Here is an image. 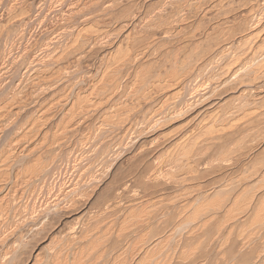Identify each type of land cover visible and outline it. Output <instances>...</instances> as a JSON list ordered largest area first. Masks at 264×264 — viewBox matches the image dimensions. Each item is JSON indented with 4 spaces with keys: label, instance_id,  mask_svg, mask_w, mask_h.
<instances>
[{
    "label": "bare ground",
    "instance_id": "6f19581e",
    "mask_svg": "<svg viewBox=\"0 0 264 264\" xmlns=\"http://www.w3.org/2000/svg\"><path fill=\"white\" fill-rule=\"evenodd\" d=\"M25 1H28V0H25ZM68 1L73 2V3H70L71 8H69V10H68L69 15L67 13L68 17L66 19H67V21H69L68 19H70V20L76 19V18L79 19L80 20V21L78 20L80 23L79 27L78 28L73 27L77 20L76 21L71 20V21L75 22L73 26H72L73 22L67 23V22H65L66 20H64L65 24L63 22V25L60 27L61 28L60 34L65 38V40H64L65 42L62 40L61 42H63V43H60L61 37H60V39H58L59 41H57V42L53 41V39H52V44L54 42V44H53L54 46L52 47L50 45L52 48H48L49 46L47 47V45H49V44L47 43V45H46L47 50L45 52L47 58L44 57V59L46 58L44 60V62H41L43 59L41 60L40 57L38 59V60H41L40 62L39 61L35 62V60L34 61L31 60L29 62V66L31 65L32 69H34L36 72H39L42 69H44V70L46 69V71L48 70L46 73L47 75H44L45 77L42 76L43 78H46V76L51 78L50 81H48V82L46 81V86L44 87V92L52 90L51 93L52 92H54V93H53V95H51L52 98L50 97V100L46 101L47 103L45 102L46 105H48L47 110L51 111V109H53V108L58 109L59 107H63V109H64L65 106L67 108V104L69 102L70 95H74L75 93L70 92V94H69L66 92V90H69L70 88L73 90V88L77 84V81H79L80 80L79 78L83 75V74L81 75V73L83 71L86 72L87 70H89L87 68V70L85 71V70H83V67H82L83 71H81L82 62L88 57L89 54L92 53V51L94 49L104 48L102 46L104 45L103 42L105 40H103L102 37H104L106 40H107V38L110 37V40H111V38H113V37H111L110 34L115 32L114 35H116V33H117V31H114L112 29L113 28L112 26H111L112 27L111 29L113 30V32L111 29H108V28L105 29L106 24H103V23L106 22V21H104L106 18H104V17L109 15V14L112 15V17H113L114 15L118 14V11L116 10L118 7L123 6V8H124L126 6L123 10L124 13L122 14V11L120 13V16L122 14L121 18H119L118 22H116L117 26L120 29L124 28L126 30V32L124 33L125 35L123 33H121L124 35L123 36L124 38L123 37H121V38L124 39L123 43H125L124 48L126 51L120 56L116 54L118 57L115 58L114 60L111 57V59L113 60V61H111L112 62L111 65H108V67L106 66V68L104 70H102L101 75H100L101 76L100 79L97 81V78H96V82L94 80L95 84H93L92 86H95L97 88H99V87L102 88L104 86L102 84L103 82H105V84H106L107 80H109L113 77H114V79H115V77L117 78V76H118L117 74H121L120 78H121V76L123 78V76L124 77L133 76V72H135L134 76H137L136 79L139 78L142 81L143 74L145 73L144 71L147 69L146 68L143 71L144 62L150 61L152 59L154 60V58H156L155 60L157 62H160L161 59L163 60V57L161 59H159V58L157 59V54L159 53L158 50L161 47V45L163 46V44L167 43L168 41H171V43H172V41H177L176 42L177 44H181V45H179L181 47L180 50H182L181 53H183V51H184L185 52L184 54L186 56L185 58H187V59L186 60L181 59L182 60L181 62H179V59L178 60L175 59L172 66L170 65L171 69H169L170 68L169 66H168L169 68L167 67L168 71L166 70V72H168V73L163 74L164 76L170 77V81H168L169 85H167L165 82H163V84L165 83L164 84L165 86L164 85L162 86V84H160L161 87H164V89L165 88L167 89L169 87L173 91L172 92V98L174 100L172 99L173 101L171 102V98H170V101H169V102H171L170 105L169 104L165 105V104H163L165 102H162V105H165V106L169 105V106L163 111L160 109V111L158 113H157V110H154V108L150 109V112L152 110L156 111L157 115H155V114L154 115L157 117H152V118L149 117L148 118V117H146L147 116L146 115L145 116L146 118H144V119H147V118L148 119L145 121V125H143V126L141 125L142 127L139 126L140 128H137V127H135V128H137L136 133H138V135L136 137L140 138L147 132V130L149 128H151V129L157 128V126H158V128H160V127L165 128L166 125L170 126V124L172 122H174L176 120V118L178 119L179 116H184L182 114L188 115L187 113H190V112H191V114L192 113L195 114L193 116V118H192V116L189 119H186L185 117L184 118L187 121H189L191 119H192L191 121H196V120H197V122L199 121L198 122V125H200L199 130H197L198 128H196L197 127L196 125H195L196 127L194 130L195 132H196V130L198 132L196 134H194L193 136L188 137L187 141L185 140V138H186V137H184L185 135L184 136L177 135L180 137L179 138L176 137L172 141L178 139L179 141H176V142H180L184 139L187 143L185 142L186 143L185 145H183L184 143L183 144L178 143L180 147L183 145L181 148H179L180 150L178 152L176 150L177 146H176V148L174 147L175 148L174 149L172 147L173 146L172 144H171V146H170V144H168L170 147V150H172L171 148H173V153H174V150L177 153H174L175 155L173 157H171L173 154L171 156H169L170 154L168 155L167 154L168 152H163V154L165 153V156L167 154L169 156L170 160L176 161V162L183 160L184 159L183 157L187 156L186 159H188V160L184 159V160H186V162L184 161V163H186V165L183 164L184 165L183 167H185V170L181 166L180 167L184 171L188 170L186 166L189 167V172L187 171L188 172L187 174L189 175V173H191V175H193L191 177V180L193 177L195 178V180H197V183L195 184L196 187L191 189V190H187L185 188L183 190L184 192H182V193H180V191H182V190H180L178 193V196L175 195V196L165 197L163 194V191L165 189L167 191V188L169 187L171 182L176 187H177V185L183 186V184H186L187 181L190 180L189 176L184 177L186 175H185V172L184 173L182 172L183 171L182 169H180V171H175V173L176 172H178V173L182 172L184 175L183 176L180 174L182 177H175V176H178L179 174L178 175H174V173L172 174V172H170L172 170H170V169H169L170 171L168 170L167 174L164 175L163 173L165 171V168L162 166L163 163L160 164L161 161H163V160H161V156H162L161 154L162 153L161 154L158 153V155H155L151 158L149 157L151 154H147V156L149 155L148 157L144 156L146 154V152L149 151L148 149L150 148L149 146L151 144L149 142L148 146L145 145L144 143H146V141L144 142L143 140H146V138L144 139L143 137L141 139L143 141L142 142L143 144H141V145L136 144L137 148L136 149L134 148L135 151H134V149H131V150L129 149L130 151L133 150L134 152H131L132 155L130 154L131 155L130 157H125V158H127L126 162L129 161V163H130L129 164L130 166L128 165V167H130V169H128L129 172L126 171L127 174L124 173L125 176H124V174H122L123 175L122 177L120 174L113 176L112 175L113 173H112L111 174L113 176V177L111 176L112 179L110 177L111 180L110 179H109V181L107 180V184L106 185L103 184L104 187H100V186H103V185H101V183L104 180L106 182L105 175H106L107 170L106 169L104 170L103 167H102L103 169H101V171H99V172L97 171L98 170L97 167H96V169H94L95 166L98 165L97 162H100V159L97 158V159H99V161L95 162V163H97L95 165V163L93 161L95 160V158L98 155L96 156V154H94L93 151L95 150V148H96L95 146H97V144H96V142L93 143L92 140H91V142L89 141L91 143L90 145L87 146V144H89V143H87L86 146L84 145L81 147H79V145H78L77 148L78 147L79 148L77 150L75 149L76 150L75 152H77L81 156L84 155V156H86L85 158L89 159L90 165H89V168L87 167V169H86V170H88V172L87 173L81 172L82 174L78 173L79 175L73 180L74 182L71 181L73 184L72 185L70 184V186L66 185L68 187H65L64 189L61 190L60 193H57V194L51 193V190H53V188L50 189L49 187L52 186L51 185L52 180L59 175V174L57 175L56 173L57 172L60 173L59 170H60V167L62 165H59V166L56 165L54 169L52 168L53 173L51 175H49L50 173H48V171L50 168L49 167L50 164L48 165V163H49L48 160L46 161V160H42V159L38 158L36 160L34 159L35 160L34 161L32 159L34 162L32 163V160H31V162L29 161L32 164L29 167L27 166V168L25 169L23 167L24 166L23 164H25V163L22 164L21 162H23V161L20 162V160H19L20 158H19L18 159L19 161L16 163H18V164L21 163L19 165V167L21 165H23L22 167L24 168L25 171H24V173H23L24 175L21 177V179H22V182H24V183L26 182L27 185L20 193L15 194L16 196L12 195L13 199L16 200V203H15L16 205H15V207H13V209L11 207V209L9 210L8 206H7L8 203L7 202L4 203V202L0 201V210H1V213H0L1 214V216H0V264H24V263H26L25 260L23 261L24 256L21 257L20 254L27 253V255H28L29 252L24 251L25 253L21 252L18 255L19 248L23 247V248H21V250L22 249L26 250L24 248V246L30 245L28 243H30L32 241H34V242L50 241L49 243L54 245L60 239L64 240V241L62 240L64 242V244L56 253H53L51 258L48 257L49 255H47L46 252H45L46 253L45 256L42 254L40 255L39 253L42 252L41 249H40V251L38 250L39 253L37 255L43 256L44 258L47 256L50 259L48 261L49 264H51V262H50L51 259H52V264H84L83 261H84L86 255L91 250L97 251V256H95L94 258H96V257L101 258L103 256L106 258V260L103 259L105 261L104 262L102 261L103 262L102 264H264V143H259L260 147L258 146V148L254 146L257 142L253 145V147L251 145V147H249L248 149L245 148L246 150H244V148L241 147V148H243V150L242 149L241 150L244 151L242 153H240L241 152V150L239 149L240 147L237 148L239 146V144H237L238 146L235 148L237 149V151H238V149L240 150V152H238L240 154L238 155L235 153L236 156L231 155V157L228 156L227 146L232 145V144L227 143L228 144L227 146L225 145V143L223 144V142H224L223 139L225 138V136H226V138L232 137V133L233 132L236 133V131H238V129L241 127V125H243L240 123V127H239V120L241 121V118L245 119V120L243 119V121L245 122V125H246L247 122H249L251 120L257 121L260 116H264V110L258 109L259 107L257 108L255 106L257 108V110L258 111L260 110L261 112L258 113L256 110H254V112H252V110L255 109V108H253V106L255 105V102L257 104L259 99L261 97H264L263 96L264 95L263 94L264 93V0H155L156 3L158 4V8L151 10L150 6H149L150 10L147 8L149 10V11H147V9L145 8L146 11H144V12L141 11V8L144 6L145 0H80V1L77 0V1H79V3L76 4V6H74V7H72V5H71V4H74V1H72V0L71 1L68 0ZM146 1H148V0H146ZM21 2H23V1H21ZM21 2H19V3L21 4ZM52 2H54V1H49V3H50L49 5H51V7H53L54 3H57V0L54 3H52ZM151 2L150 3L152 5V7H153V5L154 6L156 5L155 3H153V0ZM25 3L26 2H24V4ZM29 3H31V1ZM60 3H61V1H60ZM24 4H22V5H24ZM44 4L48 5V2L44 1ZM146 4H148V3H146ZM57 5H59V4H57ZM57 5H54V6L58 7ZM62 5L64 6L66 4H62ZM130 5L131 6L133 5L135 9L132 8ZM66 6H68V4ZM13 8H14V6H13ZM29 8H27V9H29ZM49 8H50V6H49ZM10 9H8V10L11 11L15 15H16L17 10H18L17 13H19V11H21V10H19L21 8H18V9L16 8L17 10L14 8L12 10V7H11ZM40 9L38 11H40ZM29 10H31V9H29ZM63 10H64V8H63ZM66 10H64V11H66ZM115 10L117 12H115ZM22 11H23V8H22ZM22 11H21V14H22ZM38 11H37V13H38ZM47 11H49V10H47ZM62 13H64V12H62ZM21 14H17V15H19L21 17V16H23V14L22 15ZM25 15H27V14H25ZM33 15L30 17L33 18ZM56 16H57V14H56ZM9 17L11 18V16H9ZM23 17H22V21L24 20L23 23L24 22H26V23L30 22V21L26 20L27 18H25V17L23 18ZM61 18H62V16H61ZM35 19H37V18H35ZM193 19H195V20H193ZM14 20H15V18L13 19V21ZM5 21L6 20H4V23H5ZM107 21H109V18ZM116 21H117V19H116ZM15 22H16V20H15ZM35 22H37V21H35ZM35 22H34V24L36 26ZM4 23L2 22V26L4 25ZM109 23L110 22H108V24ZM131 23H133V24L131 25ZM18 24L21 25L22 22L18 23ZM34 24H33V26H34ZM108 24H107V26H108ZM38 25H40V24H38V22H37V26ZM0 26H1V24H0ZM28 26H30V25H28ZM28 26H25V27H28ZM35 26H34V28H36ZM42 26H43V24H42ZM42 26H41V28H42ZM76 26H78V25H76ZM13 27H14V25H13ZM23 28L19 32L23 31ZM0 29H1L0 31L4 30L1 27H0ZM114 29H116V28H114ZM5 30H7V29H5ZM11 30H13V29H11ZM30 30H31V27H30ZM42 30L44 31V29H42ZM123 30H120V32H123ZM17 32H18V30H17ZM30 32H32V31H30ZM37 33H40V32H37ZM25 34H27V32ZM25 34H24V36H25ZM29 34H31V33H29ZM22 35H23V33H22ZM51 35H52V33H51ZM59 35H58V37H59ZM10 36H12V33H11V35L9 34V37ZM15 36H16V34H15ZM24 36H23V38H24ZM32 36H33V34H32ZM1 37H2V39H5V38H3V34ZM7 37H8V35H7ZM29 37L31 38L30 35H29ZM29 37H28V39H26L27 37H25L24 40L26 39L32 44L34 41L31 42L29 40ZM36 37L37 36L35 35V38ZM248 37L249 38L251 37L250 39H252V37H253V39H255V41L253 40V44L254 43L258 44L260 42L263 44L262 45L263 47L260 46L261 50L260 49L258 50V48H257V50H255L256 46H255V49L253 47V49L255 51H253L252 47H251L252 50L251 49L248 50V48L246 49V50H248V52L246 51L247 54L249 52L251 53L250 55L248 54L249 55L248 61L250 62L249 65L248 64H247V66L245 65L246 67L239 66L237 63H236V65H234L233 62H238V60L240 59L239 58L240 56L238 57V55H236V54H235L236 59L232 60L233 61L232 63H229L231 58H232V55L228 56V58L226 57V62L223 64H220V63L224 59L221 60V62H219L217 60L219 63H217V61L214 60V58L218 59V57L216 55L215 56L217 58L214 56L215 52H217L219 49L221 50V48H223V46H225V44H227L229 41H232V43L237 41V40H238L237 42L239 43V41H240L239 39H242L241 41H244L243 44H240L239 46H237V51L239 52V50L244 48L246 43L248 44L249 41L246 42L247 39L249 40ZM18 38H20V36ZM2 39H0V40H2ZM8 39H10V40H8L9 42L7 44L10 43L9 45L11 47L14 45L16 46V44L19 43L18 40H16L17 43L15 44V39L13 37H10ZM39 39H41V38H39ZM55 40H57V39H55ZM102 40H103V42H102ZM115 40L113 39V41H115ZM22 42H25V41L22 40ZM44 42H43V46H44ZM49 42L51 44V41H49ZM229 43H231V42H229ZM7 44H6V47H7ZM19 44L21 46V43H19ZM23 44H24L23 45V50H24L25 49L24 46L26 47V44L25 43H23ZM33 44H32V47H33ZM35 44H36V42H35ZM45 44H46V42H45ZM106 44H108V46H109V43H106ZM250 44H252V43L250 42ZM256 44H254V45H256ZM3 45H5V44H3ZM120 45L122 46L123 44H120ZM169 45L171 46V44H169ZM236 45H234V46L236 47ZM27 46L29 47V45H27ZM35 46H37V45H35ZM38 46H40V45H38ZM104 46L107 47L106 45H104ZM113 46L115 48V45H113ZM1 47H0V49H1ZM28 47H26V49ZM111 47H109L110 51H111V49L113 50V47L112 48ZM174 47H175V49H178L177 46L174 45ZM17 48H18V46H17ZM36 48L37 47H35L34 49H36ZM41 48H38L39 50L37 49L35 51L33 48L32 49L34 52H36V51L40 52ZM124 48H123V50H124ZM196 48L197 49L199 48V50H197ZM30 49H31V46L28 50H30ZM32 49H31V51H32ZM42 49H44V48H42ZM171 49H173V48L171 47ZM226 49H230V48H226ZM8 50L9 49H6L5 51H8ZM117 50H118V48H117ZM117 50L115 53H119V51H121V50H119V51H117ZM163 50H165V48ZM195 50H197V52ZM222 50H223L222 51L223 53H226V54L228 53V52H224L225 47ZM96 51L97 50H95L94 52H96ZM173 51H174V49H173ZM251 51H253V52H251ZM104 52L106 53V51H104ZM222 52H221V54H222ZM242 52H244V51H242ZM246 52H244V54ZM1 53H2V51L0 52V54ZM16 53H17V51H16ZM16 53H15V55H16ZM21 53L23 54L24 52L21 51ZM98 53L100 54V52H98ZM98 53H96V55ZM111 53H112V51H111ZM163 53H167V51H164ZM175 53H176V51H175ZM177 53H178V51H177ZM240 53H239V55H240ZM19 54H20V52H19ZM19 54H18V56H19ZM93 54H92V56H93ZM169 54L171 55V53H169ZM169 54H167V55H169ZM242 54H241V56H242ZM7 55H9V54H7ZM101 55L102 54H100V56ZM4 56L5 55H3L2 58ZM12 56H13V54H12ZM12 56H10V57H12ZM30 56H31V54H30ZM38 56H40V55H38ZM41 56L43 57V55H41ZM44 56H45V54H44ZM163 56L165 57V55H163ZM175 56H177V55H174V57ZM5 57H4V59H5ZM22 57L23 56H21V60H22ZM32 57H34V56H32ZM168 57L170 60L171 56H168ZM233 57H234V54H233ZM237 57L239 58L238 60H237ZM30 58H29V54H27V53L24 54V57H23L24 60H22L21 63H25V61L27 59L29 60ZM108 58L102 57L101 61L100 60L99 61L102 62L103 59L106 60ZM223 58H224V56H223ZM18 59H19V57H18ZM88 59L91 60L92 58L91 59L88 58ZM166 59L164 60L165 62L163 61V64L164 63L166 64ZM245 59H246V57H245ZM14 60H15V58H14ZM240 60H239V62H241ZM243 60H242V62H243ZM86 61H87V59H86ZM215 61H216V64L213 63ZM167 62H168V60H167ZM108 63H110V61ZM243 63H245V62H243ZM13 64H15V62ZM149 64H150V62H149ZM155 64H152L151 67H154L153 65H155L156 68H158L157 63H155ZM163 64H160V65H163ZM210 64H212V65L215 64V65L212 68L211 67L212 65L209 67ZM231 64H233V67L235 66V68H231ZM88 65H89L88 67H90V64H88ZM99 65H100V67H99ZM99 65L95 69L97 71V72L95 71L96 75H98V72L102 68L101 64H99ZM147 65H148V63H147ZM237 65L239 68L238 67L236 68ZM47 66H50V67L46 68ZM166 66H167V64H166ZM25 67H24V69H25ZM104 67H105V63H104ZM204 67L205 68L209 67L211 69L208 68L209 70L206 71ZM26 70H27V68L25 69V71ZM152 70L159 71L157 69H152ZM162 70H164V67ZM148 71L152 72L151 70H148ZM150 72H148V73H150ZM160 72H163V71H160ZM153 73H156V72H153ZM10 74H11V71H10ZM27 74H25V75L27 76ZM29 74H30V72H29ZM32 74H30V75L32 76ZM87 74H89V73L87 72ZM94 74H90V75H94ZM145 74H147V72ZM166 74H168V75H166ZM156 75H157L156 79H158L159 78L158 75L160 76V74H156ZM39 76H41V75H39ZM154 76L152 75V77H149V78H153ZM164 76H163V78H164ZM42 77H40V78L42 79ZM87 77H89V76H87ZM33 78H35L34 75H33ZM36 78H38V76H36ZM120 78H117V80H119ZM146 78H148V77L143 78V81H145L144 79H146ZM46 79H48V78H46ZM84 79L85 78H83V80ZM85 80H84V82H86ZM87 80H88V78H87ZM89 80H91V79H89ZM140 80H138V81H140ZM153 80H155V79H153ZM153 80H152V83L154 84V82H156V81H153ZM31 81H32V83L34 82V80H31ZM43 81H45V80H43ZM132 81L136 83V80L135 81L131 80V82ZM160 81H158V82H160ZM40 82H42V81H40ZM147 82L148 81H145V83H147ZM29 83L27 84L28 86H29ZM32 83H30V84H32ZM89 83H91V81ZM110 83H112L111 80H110ZM33 84H36V82ZM137 84H139V83L137 82ZM57 85H61L60 89L57 88L58 90L55 89V87ZM85 85H88V83ZM127 85H128V83H127ZM130 85H132V83ZM150 85L151 84H149V86ZM166 85L168 87H166ZM0 86H2V85H0ZM40 86H41V84H40ZM40 86H38V88ZM92 86H91V88H92ZM145 86H144V88H145ZM105 87H106V85H105ZM105 87H104V89H105ZM114 87H115V85H113L112 88H114ZM42 88H43V86H42ZM81 88H80V90H81ZM134 88H135V86H134ZM154 88L156 89V87H154ZM160 88H157V89L159 90ZM131 89H132V87H131ZM26 90H27V88H26ZM109 90H110V87H109ZM114 90H117V89H114ZM114 90H113V92H114ZM132 90H135V89H132ZM136 90L140 91L139 89H136ZM2 91H4V90H2ZM100 91H102V90L100 89ZM111 91H110V93H111ZM152 91H154V90H152ZM235 91L238 92L239 94L236 93ZM18 92H20V91H18ZM36 92L38 93V91H36ZM229 92H234V93L238 94V96L243 97L244 100L238 104L236 102L233 103L230 109L226 108V105H225V108H222L223 107L222 104L227 103L226 99L228 101L227 105H229L231 102V101L229 102V100H228V98L232 96L231 94H230V96H228V98H225V100L222 99L223 97L221 98L222 95L225 96V94L226 93L229 94ZM21 93L24 94L27 92L24 91V93L23 92H21ZM34 93L32 90L33 95H34ZM37 93H35V94H37ZM39 93L41 95V92H39ZM88 93H90V91ZM98 93H100L98 98L102 99L105 97V95L101 94V92H98ZM125 93H126V91H125ZM142 93H144V92L142 91ZM150 93H151V90H150ZM19 94L20 93H18V95ZM120 94H122V92ZM151 94H153V92ZM151 94L149 96H152ZM13 95H15V94H13ZM106 95H107V93H106ZM89 97L91 98V96H89ZM131 97L128 99L130 100L133 98V97L132 98ZM141 97H139V98H141ZM154 97H156L155 94H154ZM9 98H11V97H9ZM124 98H126V97H124ZM146 98H147V96L145 97V99ZM235 98H237V95ZM8 99L5 101H8ZM91 99L94 100L93 97ZM91 99H88V98L83 97V96L81 98V97H79V94H78V98L74 99L76 101L73 100L74 102L72 101V103L68 104L67 111H66V113H64V116L62 117V119L60 117L61 121H59L60 124L58 123V125H61V128L59 126L60 129H57L56 126H58V125H56L57 123L55 124L56 130H59V131L63 130L62 128L64 127V125L65 124L67 125V123L70 122V120H71V119L69 120V118H71L70 116H72L74 114L77 115L76 112L81 105L86 106L87 108H90V106H92L93 102H94V101L92 102ZM263 99L264 98H262L261 100L263 101ZM154 100L155 99H153V102H154ZM159 100H160V98H159ZM5 101H3V102H5ZM99 101L105 103V101H101V100H99ZM99 101L97 100L98 104H100ZM222 101H224V102H222ZM234 101H237V100L234 99ZM240 101H241V99H240ZM262 101H259L261 103V105H262ZM116 103H117V101H116ZM128 103H127V105H128ZM96 104L97 103H94V106H93L94 109H96V107H95ZM110 104H111V102H110ZM125 104H126V102H125ZM19 105H20V102H19ZM100 105H98L97 108H99ZM119 105H117V106H119ZM129 105H132V104H129ZM2 106H3V104H2ZM21 106H19V108H21ZM114 106H116V105H114ZM135 106L138 107V105H135ZM135 106H133V108ZM140 106H143V104L142 105L139 104V107ZM263 106L264 105H262L261 107L263 108ZM86 107H84V108H86ZM122 107H123L122 109H124L125 106L123 105ZM150 107H152V106L150 105ZM126 108H128V107H126ZM44 109H46V108L44 107ZM108 109H109V107H108ZM112 109H114V107ZM116 109H118L120 111L121 107H120V109H119V107ZM129 109H131V108L129 107ZM147 109H149V108H147ZM82 110H84V109H82ZM90 110L88 109L89 114L93 109L91 111ZM109 110L111 111V109H109ZM115 110H113L112 112L114 113ZM133 110H131V111L136 113L137 109L135 108ZM61 111H64V110H61ZM119 111H117L116 114H118ZM123 111H120V112L123 113ZM82 112H84V111H82ZM98 112L100 113L103 111L98 110ZM104 112H105V109H104ZM125 112H130V111H124V113ZM16 113H17V111H16ZM110 113H108L110 115V118L107 116H105L103 118V115L101 114L102 118H103L102 121L107 117L106 120L108 122H110V125H112L111 122L115 123V125H117L118 124V123L116 124L117 121L113 122L114 120L112 119V115ZM139 113H140V111H139ZM139 113L138 114L136 113V114L140 115ZM62 114L63 113L61 112L60 115H62ZM89 114H88V116H89ZM120 114H119V118H120ZM126 114H131V113H125V115ZM136 114L133 115V113H132V115H130V116L135 117ZM39 115H40V113H39ZM52 115H48L49 118ZM99 115H98V117H99ZM257 115H258V117H257ZM2 116L3 115H1V117ZM48 116L46 115L45 118ZM123 116H124V114L122 115V117ZM141 116H144V115L142 114ZM33 117H34V115H33ZM37 117H39V116H37ZM76 117H78V116H76ZM80 117H81V115H80ZM90 117L92 119V115ZM90 117L89 118L86 117V118L90 119ZM98 117H97V120H98ZM137 117L139 118L140 116H137ZM255 117H256V120H255ZM45 118L43 116L44 120H45ZM53 118H55V117H53ZM93 118H96V117L94 116ZM117 118H118V116H117ZM125 118H126V116H125ZM127 118H128V116H127ZM140 118H142V117H140ZM180 118L182 119V117H180ZM40 119L42 120V118H40ZM73 119H76V118H73ZM77 119L75 121H78ZM144 119H143V121H144ZM34 120H36V119H34ZM122 120H123V118H122ZM171 120H172V122H171ZM263 120H261V121H263ZM38 121H40V120H38ZM102 121L100 120V122H102ZM124 121L126 122V119ZM128 121H130V120H128ZM143 121H139V122L144 124ZM258 121H260V120H258ZM258 121H257V124H258ZM42 122H44V121H42ZM92 122H93V120H92ZM118 122H120V121H118ZM130 122L133 123V121H130ZM135 122H137V120ZM164 122H165V124H164L165 126H163V125L161 126V124ZM169 122H171V123L166 124ZM201 122H204V123L200 124ZM40 123H41V121H40ZM87 123H86V126L87 125L92 126L91 125L92 123L91 124H90V122H89V124H87ZM120 123H122V122H120ZM29 124L31 125V123H29ZM32 124H34V122H32ZM251 124L253 125L252 122H251ZM38 125H39V122H38ZM49 125H50V123H49ZM70 125H73V123H71ZM82 125L84 127L85 123ZM103 125H105V124H103ZM127 125H126L127 129H128V126H129V129H131L133 127V126L130 127L131 124L128 126ZM249 125L247 124V126H249ZM31 126H30V128L33 127V126L32 127ZM40 126H41V124H40ZM78 126H80V125H78ZM90 126H89V129H90ZM94 126H96V125H94ZM97 126H100L99 123ZM123 126L124 125H122V127ZM173 126H171V128ZM177 126H178V123H177ZM247 126H245V127L248 128ZM83 127H81V128L83 129ZM102 127H105V126H102ZM258 127H260V126H258ZM262 127L264 128V125ZM64 128H66V126ZM70 128H71V126H70ZM87 128H88V126H87ZM116 128H117V126H116ZM123 128H125V127H123ZM163 128H162V130H163ZM180 128H183V127H180ZM187 128H191V127L189 126ZM263 128L260 127V129H263ZM77 129H79V127ZM107 129L110 130L111 128H107ZM170 129L167 130L165 128V130H167L168 133H173L174 131L179 132L178 130H175L174 128H172V130H171L173 132H170ZM185 129H186V127L184 128V130ZM227 129L229 130L231 135H230V133L228 134ZM255 129H256V127H255ZM19 130L20 129H18V132H19ZM23 130H25V128ZM56 130H54V132ZM104 130L106 131V129H104ZM112 130H114V128ZM133 130L136 131V129H133ZM65 131L67 132L68 130H65ZM72 131H73V129H72ZM80 131H81V129H80ZM122 131H124V130H122ZM130 131L131 130H129V132ZM148 131H150V129ZM167 131H162L165 136L167 135ZM214 131H218V132L213 133ZM225 131H226V133H225ZM255 131H257V130H255ZM24 132L25 131H23L22 133H24ZM29 132L30 131H27L28 135H29ZM54 132H53V134H54ZM56 132H58V131H56ZM82 132H84V131H82ZM93 132H95V131H93ZM125 132H127V131H124V133ZM159 132L160 131H158V133ZM177 132H174L173 135L176 136ZM254 132L251 134L252 136L254 135ZM70 133L68 132V136L70 135ZM76 133H74V134H76ZM99 133H100V131H99ZM102 133H104V132H102ZM113 133H116V132L114 131ZM120 133L122 134V132H120ZM132 133L133 132H131V134ZM136 133L134 132V134H136ZM244 133L246 136L247 135L246 132H244ZM262 133L264 134V132H262ZM16 134L17 133H15V136H16ZM45 134H46V132H45ZM65 134H67V133H65L63 131L62 136H65ZM71 134H73V133H71ZM105 134H107V133H105ZM105 134H102V135H105ZM127 134H128V132H127ZM148 134L149 133L147 132V135ZM181 134H184L183 131ZM32 135L33 134L31 132L30 136H32ZM102 135L100 137H102ZM110 135L111 134H108V137ZM117 135H120V134H117ZM159 135H160V137L158 136L155 138L153 135V139L151 141L153 142L156 139H160V138L163 140L160 133H159ZM168 135H171V134H168ZM173 135H172V137L174 138ZM43 136H45V135H43ZM68 136H67V138H68ZM72 136H71V138H72ZM74 136L76 137V135H74ZM79 136H82V135H79ZM125 136H126V134H125ZM235 136H237V134ZM261 136H262V134H259L258 136H256V138H253L252 140L254 141V139L256 140L258 137H261ZM19 137H23V135H21ZM54 137L56 139H58L59 137H61V135L59 136V134H58V136H57V134H55ZM114 137H116V136L114 135ZM114 137H112V138L114 139ZM166 137H164V139ZM55 138H53V135H52V140L54 139L55 141H57ZM77 138H75V140ZM86 138H88V137L86 136ZM94 138H96L95 135H94ZM104 138L106 140V137H104ZM148 138H150V137H148ZM200 138H201L202 143H204V145L215 144L214 145L215 148L217 147L216 144H223L225 146H223L222 150H219L218 153L216 151L215 153L212 154L213 147H214L213 146L210 149H212L211 154L214 156L212 158H210L209 156H211V155H209L208 156L209 159H207V160L202 159L201 160V159H199V157H200L199 155L201 152H203L204 148L200 149V150H192L191 149V146L193 144L195 145L194 142ZM245 138L247 141L248 140L247 137H245ZM249 138H251V137H249ZM263 138H264V136H263ZM17 139H18V137H17ZM60 139H62V138H60ZM69 139H70V137H69ZM130 139H131V137H130ZM68 140H67V142H69ZM87 140H89V139H87ZM94 140L95 139H93V141ZM123 140H124L123 137H121L118 139L117 142H115V141L114 142L117 143V145H118V144H121ZM132 140L135 141L134 138H132ZM167 140H170V137H169V139L167 138ZM240 140H241V138L237 139V141H235V142H238ZM262 140H260V141H262ZM59 141H61V140H59ZM65 141H64V143H65ZM79 141H81V140H79ZM79 141H77L76 144ZM85 141H86V139H85ZM125 141H128V140H125ZM172 141L170 143H172ZM225 141H227V140H225ZM228 141H229V139H228ZM257 141L259 142V140H257ZM73 142H74V140H73ZM129 142L131 143L132 141L129 140L128 142H125V143H129ZM135 142H134V144H135ZM176 142H174V143H176ZM200 142H199V144H202ZM61 143H63V142L61 141ZM197 143L198 142H196V144ZM241 143H243L242 140H241L240 144ZM250 143H251V140H250ZM74 144H75V142H74ZM161 144H164V146H165L166 142L165 143L163 142ZM180 144H182V145H180ZM199 144H198V146H200ZM234 144L235 143L233 142V145ZM98 145H99V143H98ZM112 145H114V143ZM112 145L110 142V144L108 143V144H105L104 147H101L103 149L102 153H101L102 157H100V156L99 157L102 159L104 166L105 165L109 166V164L112 163L114 158L117 156L118 152L113 151L114 148L112 147ZM61 146H62V144H61ZM61 146H59V147H61ZM125 146L127 147L126 144H125ZM20 147H22V146H20ZM23 147H25V146H23ZM134 147H135V145H134ZM161 147H162V145H161ZM28 148H30V147H28ZM69 148L70 149H68L67 151L65 150L64 153L62 151V155L59 153L62 157L61 162H65V161L69 162L70 161V157H72L71 155L73 154L72 152L74 151V148H76V147L73 148V146H72V148L71 147H69ZM120 148H121V146H120ZM129 148H130V146H129ZM151 148H150V150H151ZM168 148L166 146V151H169ZM117 149H119V148H117ZM155 149L157 150L156 147H155ZM233 149H234V146H233ZM61 150H63V148ZM208 150H209V148H208ZM52 151H54V154H55V150H52ZM26 152H27V150H26ZM58 152H60V151H58ZM115 152H116V154H114ZM209 152H210V150H209ZM229 152H231V151H229ZM10 153H12V152L10 151ZM17 153H19V152H17ZM231 153H229V154H231ZM152 154H153V152H152ZM25 155H27V154H25ZM50 155H52V154H50ZM119 155L121 156V153ZM159 155H161V156H159ZM13 156H14V154H13ZM16 156H17V154H16ZM37 156H40V155H37ZM125 156H127V154ZM165 156H164V158H165ZM168 156H166L167 157L166 159H168ZM195 156H199V157H195ZM3 157H2V159H4ZM74 157H77V156H74ZM79 157H78V160H76V161L81 160V159H79ZM6 158H8L7 155H6ZM9 158H8V160H9ZM41 158H42V156H41ZM56 158H58V157L55 156V159ZM15 159H14V161H15ZM21 159H22V157H21ZM74 159H73V161H74ZM117 159H119V158L117 157L116 161H117ZM134 159H136L135 162L133 161ZM10 161H13V160H10ZM84 161H86V160H84ZM242 161H248V162H252L254 164L251 165L250 167H247V169H246L245 168L246 166L243 167L244 164L242 163ZM55 162H57V161L55 160ZM61 162H59V163H61ZM121 162H123V159ZM121 162H119V163H121ZM126 162L124 161L123 164H126ZM165 162H168V161L166 160V161H164V163ZM176 162H175V164H178ZM240 162L243 164L242 165L243 170H241L242 171L241 175L235 176L234 174L236 172L235 171L236 169L231 170V168H234L238 164L240 165L241 164ZM77 163H79V162H77ZM170 163H169V165H170ZM69 164L70 163H68V165ZM79 164H77V165H79ZM112 164H114V163H112ZM123 164L121 165V167H123L121 169H124L126 166ZM118 165H120V164H117V166ZM160 165L164 169V171L162 170L163 173L160 172L161 171ZM4 166H6V165H4ZM7 166H8V164H7ZM51 166H52V164H51ZM85 166H87V165H85ZM85 166L83 167V169L85 168ZM165 166H166V168H168L167 167L168 165H165ZM178 166L179 165H177V168H179ZM22 167H20V169ZM98 167H99V165H98ZM112 167H113V165H112ZM64 168L66 169V165ZM114 168H117V167H114ZM118 168H120V166H118ZM67 169H68V167H67ZM72 169H73V165H72ZM125 169L127 170V168H125ZM173 169H174V166H173ZM240 169H242L241 166H240ZM117 170H120V169H117ZM177 170H179V169H177ZM229 170H230V172H229ZM71 171L72 170L70 168V172ZM73 171H75V170H73ZM73 171H72V173H73ZM109 171H107V172H109ZM120 171H122V170H120ZM123 171L125 172V170H123ZM223 171H226L228 173H226L224 175L220 174V173H223ZM233 171H235V172H233ZM237 171L240 172L239 169H237ZM84 172H86V171H84ZM113 172H117V171L113 170ZM8 173L10 174V170L8 171ZM8 173H7V171H4L2 173L0 171V190H2V188H5V186H6L5 184L8 180ZM231 173H232V175H230ZM17 174H16V176H17ZM61 174L65 175L63 173H61ZM108 174L109 173H107V175ZM107 175H106V177H107ZM165 176H167V177H165ZM61 178H63V176ZM57 179L55 178L54 181L56 180V182H57ZM67 179H68V177H67ZM191 180H190V182H191ZM195 180H192V182ZM19 181L20 180H18V181L16 180V182H14L12 185H10L11 187L8 184V186L10 187V190L12 189V191H13L15 189L16 184L19 185ZM56 182H55V186L56 185L58 186V183H56ZM64 182H66V181H64ZM174 185L171 186L173 190L176 189V187H173ZM184 186H187V185H184ZM49 189H50V191H49ZM59 189H58V192H59ZM169 189H170V187H169ZM55 190L56 191H54V192H57L56 188H55ZM176 192H177V190H176ZM16 193H17V190H16ZM165 195H168V194H166V192H165ZM42 197H43V199H45L46 203H44L41 200ZM8 199H9V197H8ZM13 199H12V203H13ZM39 199L44 203V206L38 212L37 211L34 212L35 203L37 201H40ZM38 203L40 204V202H37V204ZM12 206H13V204H12ZM39 207H41V206H39ZM117 211H122V212H119L120 214L121 213L123 214V212H125L124 216H122L123 218L121 219V221L119 219V224H118L117 229L115 231H113L107 227L103 231L99 232V234H97L95 237L90 239L89 243L86 244V241L88 242V239H85L86 240L85 241L84 238H86L87 236H90L91 231H94V229L98 227V225L101 223V221L102 222L104 221V223L108 222L109 217L111 218L112 215H114L115 213H118ZM119 215H116V216L114 215V216H115V218H117ZM111 219H109V221ZM113 220H114V218H113ZM114 221H116V220H114ZM104 223H101V225ZM101 225H99V227ZM115 225H116V222H115ZM2 226L7 227V229L4 228L6 230H4V229L1 230ZM92 226H93V228H92ZM95 230L98 231L97 229H95ZM94 234L95 233H93L92 236ZM82 239H83L84 243L86 244V246H83V247L80 246V248H78V249L77 248L73 249L72 245L74 243H77L78 245L77 244L76 245L79 247V245H80L79 242H81ZM62 241H60V243H62ZM84 243H81V244L84 245ZM45 245L41 244V246H43V247ZM55 246H56V244H55ZM30 247H31V245H30ZM34 247H35V245H34ZM48 247H51V246L48 245ZM74 247H75V245H74ZM32 249H33V246H32ZM42 249L44 251V248H42ZM45 249H47V248L45 247ZM49 251H50V249H49ZM93 252H92V254H93ZM42 253H44V252H42ZM27 255H25V259H26V257H28ZM91 257H92V255H91ZM36 258H37L36 261H38L40 259V257H36ZM97 258L94 260H98ZM29 259H30V255H29ZM42 261H45V260H42ZM92 261H93V258H92ZM46 262H47V260H46ZM46 262H44V263H46ZM37 263H39V262H37ZM85 263L87 264V262H85ZM95 263H93V264H95ZM98 263L100 264V261H98ZM98 263H96V264H98ZM46 264H48V263H46Z\"/></svg>",
    "mask_w": 264,
    "mask_h": 264
},
{
    "label": "rangeland",
    "instance_id": "374dc122",
    "mask_svg": "<svg viewBox=\"0 0 264 264\" xmlns=\"http://www.w3.org/2000/svg\"><path fill=\"white\" fill-rule=\"evenodd\" d=\"M21 1H23V2H21ZM31 1V3H29ZM40 0H28V1H25V0H0V22L2 21L3 23H4V20H6L5 21V23H4V27L2 26V22L0 23L1 24V28L2 29H4V30H2V31H0V39H2V34H3V38H5V39H2V40H0V47L3 45V44H5V45H3L2 47H1V49H0V52L2 51V53L0 54V56L2 55H5L4 57H5V59H4V57L2 58V56L0 57V85H2V86H0V104L2 103L3 104V106H2V104L0 105L1 107V109H0V171H1V173L2 172H4V171H7V173H8V171L10 170V174L8 173V180H7V182H6V186H5V188H2V190H0V201H2V202H4V203H8V209L10 210L11 209V207H12V209H13V207H15V203H16V200H14L13 199V196L12 195H14V196H16L15 194H18V193H20L25 187H26V185H27V183L25 182H22V179H21V177L24 175L23 173H24V168L26 169L27 168V166L29 167L36 159H42V160H48V165L50 164V168H49V171H48V173H50L49 175H51L52 173H53V169L55 168V166L56 165H62L61 167H60V170H59V172L60 173H56L58 176L57 177H55L56 179H57V182H56V180L54 181V179L52 180V186H50L49 188L50 189H52L53 188V190H51V193H60L61 192V190L62 189H64L65 187H68V186H70V184L72 185L73 183L72 182H74L73 180L79 175V174H82V173H87L88 172V170H86L87 169V167L89 168V165H90V161H89V159H87V158H85L86 156H81L80 154H78L77 152H75L79 147H81V146H86V144L87 143H89V144H87V146L88 145H90L91 143V140H92V142L93 143H95L96 142V144H97V146H95L96 148H95V150L93 151V153L94 154H96V158H95V160L93 161L94 163L95 162H97V161H99V159H100V162H97L98 163V165H99V167H98V165L97 166H95V168L94 169H96V167H97V171L99 172V171H101V169H103L104 168V170L106 169L107 171H109V172H107L106 171V175H107V173H109L108 175H107V177H106V175H105V179H106V182H105V180L101 183V185H103V184H107V180L109 181V179H110V177L113 175H121V177L123 176L122 174H124V173H126L127 174V172H129V170L128 169H130V167H128V165L130 164L129 163V161L128 162H126L127 161V158H125V157H130L131 155H132V153L131 152H134L135 151V149L137 148L136 146V144H143L142 142L144 141H146V143H144L145 145H149V142H150V144L152 145H150L149 147L151 148V150H150V148L148 149L149 151H147L146 152V154L144 155V156H146V157H148L147 156V154H151L149 157L151 158V157H153V156H155V155H158V153L159 154H161V155H159V156H161V160H163V161H161V163L160 164H162L163 163V167L165 168V171H164V169H163V167L161 166V173H163L162 172V170L164 171V175H166L167 174V171L170 169V170H172V171H170V172H172V174L174 173V175H178V176H175V177H182L181 175H183V173L185 172V175L186 176H184V177H187V176H189V179L191 180V177L193 176V175H191V173H189V175L187 174L188 172H189V167L188 166H186L187 167V171H184L185 170V167H183L184 165H186V163H184V161L186 162V160H188V159H186V157L187 156H185V157H183L184 159H186V160H184L183 158V160H181V161H172V160H170V158H169V156H171L172 154V156L171 157H173L175 154L174 153H177L180 149L179 148H181L183 145H185L187 142V140H188V137H191V136H193L194 134H196L198 131L197 130H199V127H200V125H198V122H197V120L196 121H191V120H189V121H187L186 119H189L191 116H192V118H193V116L195 115V114H191V112L190 113H187L188 115H186V114H182V115H184V116H179L178 117V119L176 118V120L174 121V122H172V120H171V122L173 123H171V122H169V123H166V124H170V126L169 125H164L165 124V122L164 123H162L161 124V126L163 125V126H165V128L167 129V130H169L170 128H171V126H173L172 128H174L175 130H178L179 132H177V131H174V132H177V134H176V136H174L173 135V131H171L172 130V128L170 129V132H173V133H168V131L167 130H165V128H163V130H162V128L160 127V128H158V126H157V128H149L150 129V131H148L147 130V132L149 133L148 135H147V132L142 136L144 139L146 138V140H141L142 139V137H140V138H137L136 136L138 135V133H136L137 132V128H140V127H142L143 125H145V121L149 118V117H157V116H155V115H157V113L160 111V109L163 111V110H165L170 104H171V102L174 100L173 98H172V90L167 86V85H169L168 84V81H170V77H167V76H164L163 74H165V73H168V72H166V70L168 71V68L169 69H171V66H172V64L174 63V61H175V59L176 60H178L179 59V62H181L182 60H186L187 58H185L186 56H185V52L183 51V53H181L182 52V50H180L181 49V47L179 46V45H181V44H177L176 42L177 41H172V43H171V41H168L167 43H162L163 44V46L161 45V49L159 48V50H158V54H157V59L159 58V59H161L162 57H163V60L161 61L160 60V62H157L155 59L156 58H154V60L152 61V60H150V61H145L144 62V64H143V66L145 67H143V71L146 73L147 72V74H143V78H145V77H148V78H146V79H144L145 81H148L147 83H145V81H143V78H142V81L139 79V78H137L136 79V77L137 76H134V73L135 72H133V76H131V77H124L123 76V78H122V76H121V78H120V75L121 74H117L116 76H117V78H120L119 80H117V78L115 77V79H114V77L113 78H111V79H109V80H107L106 82V84H105V82H103L102 84L104 85L102 88L101 87H99V88H97V87H95V86H92L93 84H95V82H96V78H97V81L100 79V75H101V72H102V70H104L105 68H106V66L108 67V65H111V61H113L115 58H117L118 56L117 55H122L126 50H125V46H124V44L125 43H123V40L124 39H122L121 37H123L125 34V32H126V30L124 29V28H122V29H120L118 26H117V23L116 22H118V19L119 18H121V16H122V14L124 13V8L126 7L125 5V7L123 8V6H121V7H118L116 10L118 11V14L117 15H114L113 17H112V15H107V16H105L104 18H106L107 20H108V18H109V21H107L106 19L104 20V21H106V22H104L103 24H106L105 25V29L106 28H108V29H111L112 27V29L114 30V31H117V33H116V35H114L115 34V32L114 33H112V34H110L111 35V37H113V38H111V40H110V37L109 38H107V40L104 38V37H102V39L103 40H105L104 42H103V40H102V42H103V44L104 45H106L108 48L109 47H113V50L111 49V51H112V53H111V51H110V48L108 49L107 47H105L104 45L102 46V47H104V48H100V49H98V48H96V49H94L93 51H92V53L91 54H89L88 55V57L86 58L87 59V61H86V59L82 62V66H81V71H83V70H87V68L90 70H87L86 72H82L81 73V77L79 78L80 80L79 81H77V84H76V86L73 88V90L70 88L69 90H66V92L67 93H69L70 94V92H73V93H75L74 95H70V99H69V102H68V104H70V103H72V101L74 100V99H76V98H78V94H79V97H81L82 98V96L83 97H86V98H88V99H91L92 97H93V99L94 100H92V102H93V105L92 106H90V108H87L86 106H80L79 108H78V110H77V112H76V114L77 115H72V116H70L71 118H69V120H70V122H68L67 123V125L65 124L64 125V127L66 126V128H62L63 130H56V128L57 129H60L61 128V125H58V123L60 124V122L59 121H61V119H62V117L64 116V113H66V111H67V108H68V104H67V108H66V106L64 107V109H63V107H59L58 109L57 108H53V109H51V111H49V110H47L48 109V105H46V101H48V100H50V97L52 98V96L51 95H53V93L54 92H52L51 93V91L52 90H49V91H45L44 92V87L46 86V81L48 82V81H50L51 80V78L50 77H47L46 76V78H48V79H46V78H43V77H45L44 75H47L46 73H47V71H46V69L44 70V69H42L41 71H39V72H36L34 69H32V67H31V65L29 66V62L32 60V61H34L35 60V62H40L42 59V61L41 62H44V60L47 58L46 57V50H47V47L48 48H52L54 45V42H53V44H52V39H53V41H55V42H57V41H59L58 39H60V37H61V39H60V43H63V42H61L62 40L64 41L65 40V38L60 34V27L63 25V22H64V20H66L65 22H73V21H76V23L75 22H73L72 23V26L74 25V23H75V25L73 26L74 28H78L79 27V25H80V23H79V19H71V20H73V21H71L70 19H68L69 21H67V17H68V15H69V12H68V10H69V8H71V6H70V3H73V2H69L68 0H60L61 1V3H60V1L59 0H57V3H54L56 0H41L40 2H39ZM44 1H47L48 2V5L47 4H44ZM49 1H54V2H52V3H54L53 4V7H51V5H49L50 3H49ZM63 1V2H62ZM71 1V0H70ZM72 1H74V4H71L72 5V7H74V6H76V4H78L79 3V1H75V0H72ZM149 1V2H148ZM148 1H146L145 0V3H144V8L142 7L141 8V11L142 12H144V11H146L145 10V8L147 9H149V6H150V9L152 10H154V9H157L158 8V4L156 3V1L155 0H153V3H155L156 5V7L153 5V7H152V5H151V1L150 0H148ZM155 1V2H154ZM19 2H21V4L19 5L18 3ZM24 2H26L25 4H24ZM151 2V3H150ZM12 3V4H11ZM15 3V4H14ZM146 3H148V4H146ZM150 3V4H149ZM22 4H24V5H22ZM57 4H59V5H57ZM62 4H68V6H66V5H62ZM14 6V8L16 9H18V8H21V9H19V10H21L22 11V8H23V11H22V14H23V16L25 17V18H27L26 20H28V21H30V22H24L23 23V21H22V17L23 16H19V15H17V14H21V11H19V13H17L18 12V10H17V12H16V15L15 14H13L11 11H9L8 9H10L11 7H12V10L14 9L13 8V6ZM22 5V6H21ZM35 5V6H34ZM44 5V6H43ZM54 5H57L58 7H56V6H54ZM18 6V7H17ZM24 6V7H23ZM31 6V7H30ZM45 8H43V7ZM49 6H50V8H49ZM131 6V5H130ZM146 6V7H145ZM26 7V8H25ZM30 7V8H29ZM67 7V8H66ZM132 8H134V6L132 5L131 6ZM152 7V8H151ZM25 8V9H24ZM27 8H29V9H31V10H29V9H27ZM41 8V9H40ZM63 8H64V10H66V11H64L63 10ZM40 9V11H38ZM135 9V8H134ZM147 9V11H149ZM11 10V9H10ZM47 10H49V11H47ZM57 10V11H56ZM115 10V12H117ZM28 13H27V12ZM37 11H38V13H37ZM45 11V12H44ZM121 11H122V14H121V16H120V13H121ZM8 12V13H7ZM13 14H11V13ZM25 14H27V15H25ZM34 12V13H33ZM44 12V13H43ZM53 14H52V13ZM57 14V16H56V14ZM62 12H66L65 14L64 13H62ZM10 13V14H9ZM62 13V14H61ZM67 13H68V15H67ZM3 14V15H2ZM21 14V15H22ZM34 14V15H33ZM42 14V15H41ZM8 15V16H7ZM33 15V18L32 17H30V16H32ZM41 17H40V16ZM9 16H11V18L9 17ZM36 16V17H35ZM44 16V17H43ZM46 16V17H45ZM61 16H62V18H61ZM119 16V17H118ZM20 17V18H19ZM23 17V18H24ZM30 17V18H29ZM15 18V20H16V22H15V20L13 21V19ZM18 20H17V19ZM33 20H32V19ZM35 18H37V19H35ZM56 18V19H55ZM60 18V19H59ZM11 19V20H10ZM30 19V20H29ZM54 19V20H53ZM116 19H117V21H116ZM9 20V21H8ZM51 20V21H50ZM60 20V21H59ZM79 20V21H78ZM193 20H195V19H193ZM19 21V22H18ZM22 22V24L21 25H19L18 23H21ZM35 21H37L38 22V24H40V25H38L37 26V22H35ZM49 21V22H48ZM59 21V22H58ZM62 21V22H61ZM33 22V23H32ZM34 22L36 23V26H35V24H34ZM48 22V23H47ZM65 22H64V24H65ZM108 22H110L109 24H108ZM115 22V23H114ZM26 23V24H25ZM52 23V24H51ZM56 23V24H55ZM18 24V25H17ZM33 24H34V26L36 27V28H34V26H33ZM42 24H43V26H42ZM107 24H108V26H107ZM133 23H131V25H132ZM13 25H14V27H13ZM28 25H30V26H28ZM32 25V26H31ZM53 25V26H52ZM55 25V26H54ZM76 25H78V26H76ZM24 28H23V27ZM25 26H28V27H25ZM41 26H42V28H41ZM48 28H47V27ZM112 26V27H111ZM30 27H31V30H30ZM40 27V28H39ZM21 28V29H20ZM22 28H23V31H21V32H19L20 30H22ZM114 28H116V29H114ZM5 29H7V30H5ZM11 29H13V30H11ZM27 31H26V30ZM34 29V30H33ZM42 29H44V31L42 30ZM50 29V30H49ZM52 29V30H51ZM55 29V30H54ZM111 29V30H112ZM124 29V30H123ZM1 30V29H0ZM17 30H18V32H17ZM47 32H46V31ZM113 30H112V32H113ZM120 30H123V32H120ZM30 31H32V32H30ZM34 31V32H33ZM42 31V32H41ZM49 31V32H48ZM54 33H53V32ZM57 31V32H56ZM6 34H4V33ZM9 32V33H8ZM12 33V36H10V37H13L14 39H15V44L17 43V41L16 40H18V42L19 43H21V46H20V44L19 43H17L16 44V46L14 45V46H10L9 44H7L9 41L8 40H10V39H8V38H10L9 37V34L11 35V33ZM15 32V33H14ZM17 32V33H16ZM27 32V34H25V33ZM31 33V34H29V33ZM37 32H40V33H37ZM20 33V34H19ZM22 33H23V35H22ZM35 33V34H34ZM49 35H48V34ZM51 33H52V35H51ZM121 33H123V34H121ZM15 34H16V36H15ZM24 34H25V36H24ZM32 34H33V36H32ZM60 34V35H59ZM7 35H8V37H7ZM28 35V36H27ZM29 35L31 36V38L29 37ZM35 35L37 36L36 38H35ZM48 35V36H47ZM51 35V36H50ZM58 35H59V37H58ZM15 36V37H14ZM20 36V38H18ZM22 36V37H21ZM23 36H24V38L25 37H27L26 39H28V37H29V40L32 42V41H34L32 44H33V47H32V44L28 41V40H24V38H23ZM47 36V37H46ZM55 36V37H54ZM33 37V38H32ZM51 37V38H50ZM118 39H117V38ZM120 37V38H119ZM7 38V39H6ZM38 38V39H37ZM39 38H41V39H39ZM46 40H45V39ZM124 38V37H123ZM249 38V37H248ZM251 38V37H250ZM249 38V40L247 39L246 40V42L247 41H249L248 42V44L246 43V45L244 46V48L243 49H241V50H239V52L237 51V46H239L240 44H243L244 43V41H241L242 39H239L240 41H239V43L237 42V41H235V42H233L232 43V41H229V42H231V43H227V44H225V46H223V48L225 47V50H224V52H228L227 54L226 53H223L222 51V49L223 48H221V50L219 51H217V52H215V54H214V56L216 55L217 57H218V59H215L214 58V60H218L219 62H221V60H223L220 64H223V63H225L226 62V57L228 58V56H231L232 55V58H231V60H230V62L229 63H232L233 61L232 60H234V59H236V56H235V54L236 55H238V57L241 59H239L238 57H237V60L239 59L241 62H239V60H238V62L240 63H238V62H233V64L234 65H236V63L239 65V66H242V67H246L247 66V64L249 65L250 64V62L248 61V58H249V55L251 54L250 52L247 54V52H248V50H250L251 49V47H252V49H253V47H254V49H255V46H256V49L255 50H257V48H258V50L260 49L261 50V47L260 46H262L263 44L260 42V43H258V44H256V43H254V44H256V45H254L253 44V40L255 41V39H253V37H252V39H250ZM48 39V40H47ZM55 39H57V40H55ZM113 39L115 40V41H113ZM22 40L23 41H25V42H22ZM40 40V41H39ZM244 40V39H243ZM7 41V42H6ZM21 41V42H20ZM42 41V42H41ZM46 42V44H45V42ZM49 41H51V44H50V42ZM3 42V43H2ZM5 42V43H4ZM27 42V43H26ZM35 42H36V44H35ZM41 42V43H40ZM43 42H44V46H43ZM65 42V41H64ZM109 43V46H108V44H106V43ZM118 44H117V43ZM122 42V43H121ZM250 42L252 43V44H250ZM23 43H25L26 44V47H28L27 45H29V47L26 49V47L24 46V50H23ZM29 43V44H28ZM38 43V44H37ZM47 43L49 44V45H47ZM115 45V48H114V46L112 45ZM6 44H7V47H6ZM117 44V45H116ZM120 44H123L122 46L120 45ZM169 44H171V46L169 45ZM237 44V45H236ZM35 45H37V46H35ZM38 45H40V46H38ZM46 45H47V47H46ZM52 47H51V46ZM119 45V46H118ZM174 45L175 46H177L178 47V49H175V47H174ZM229 45V46H228ZM234 45H236V47L234 46ZM248 45V46H247ZM253 45V46H252ZM17 46H18V48H17ZM30 46H31V49L33 48H35V47H37L36 49H34V51L35 50H37L38 48H44V49H40L41 51L39 52V51H36V52H34L33 51V49H32V51H31V49L30 50H28L29 48H30ZM250 46V47H249ZM258 46V47H257ZM22 47V48H21ZM111 47V48H112ZM171 47L174 49V51H173V49H171ZM176 47V48H177ZM233 47V48H232ZM260 47V48H259ZM263 47V46H262ZM3 48V49H2ZM46 48V49H45ZM117 48H118V50H117ZM123 48H124V50H123ZM165 48V50H163ZM226 48H230V49H226ZM248 48V50H246ZM6 49H9L8 51H5ZM15 51H14V50ZM18 49V50H17ZM21 49V50H20ZM102 49V50H101ZM108 49V50H107ZM171 49V50H170ZM197 49V48H196ZM251 49V50H252ZM253 49V51H255ZM13 52H12V51ZM26 50V51H25ZM39 50V49H38ZM44 50V51H43ZM95 50H97L96 52H94ZM101 50V51H100ZM115 50V51H114ZM116 50L117 51H119V50H121V51H119V53H115L116 52ZM180 50V51H179ZM197 50H199V48L197 49ZM197 50H195L196 52H197ZM4 51V52H3ZM16 51H17V53H16ZM20 52V54H19V52ZM21 51L22 52H24L23 54L21 53ZM30 51V52H29ZM104 51H106V53L104 52ZM108 51V52H107ZM110 51V52H109ZM164 51H167V53H163ZM175 51H176V53H175ZM177 51H178V53H177ZM233 51V52H232ZM242 51H244V52H246L245 54H244V52H242ZM253 51H251V52H253ZM9 52V53H8ZM29 52V53H28ZM39 52V53H38ZM44 52V53H43ZM98 52H100V54H102L101 56H100V54L98 53ZM102 52V53H101ZM162 52V53H161ZM180 52V53H179ZM221 52H222V54H221ZM230 52V53H229ZM232 52V53H231ZM241 52V53H240ZM15 53H16V55H15ZM29 54V60L26 62L25 61V63H21L22 62V60H24L23 59V57H24V54ZM38 53V54H37ZM42 53V54H41ZM94 53V54H93ZM96 53H98L97 55H96ZM105 53V54H104ZM115 53V54H114ZM161 53V54H160ZM169 53H171V55L169 54ZM238 53V54H237ZM239 53H240V55H239ZM243 53V54H242ZM7 54H9V55H7ZM12 54H13V56H12ZM18 54H19V56H18ZM30 54H31V56H30ZM44 54H45V56H44ZM92 54H93V56H92ZM108 54V55H107ZM117 54V55H116ZM160 54V55H159ZM165 55V57L163 56V55ZM167 54H169V55H167ZM181 56H179V55ZM224 54V55H223ZM233 54H234V57H233ZM241 54H242V56H241ZM23 56L22 57V60H21V56ZM38 55H40V56H38ZM41 55H43V57L41 56ZM104 55V56H103ZM160 57H159V56ZM174 55H177V56H175L174 57ZM226 55V56H225ZM244 55V56H243ZM10 56H12V57H10ZM32 56H34V57H32ZM100 56V57H99ZM110 56V57H109ZM168 56H171L170 57V60H169V57ZM215 56V57H216ZM220 56V57H219ZM223 56H224V58H223ZM10 57V58H9ZM18 57H19V59H18ZM38 57V58H37ZM39 57H40V59L41 60H38L39 59ZM42 57V58H41ZM44 57H46L45 59H44ZM102 57L104 58V57H109L108 59H106V60H102V62H100L101 61V59H102ZM111 57H112V59H111ZM216 57V58H217ZM244 57V58H243ZM245 57H246V59H245ZM13 60H12V59ZM14 58H15V60H14ZM88 58H92L91 60H89ZM99 58V59H98ZM167 58V59H166ZM185 58V59H184ZM220 58V59H219ZM4 61H3V60ZM7 59V60H6ZM9 59V60H8ZM111 59V60H110ZM166 59V64H167V66H166V64L164 63L163 64V61ZM182 59V60H181ZM230 59V58H229ZM245 61H244V60ZM19 60V61H18ZM98 60V61H97ZM100 60V61H99ZM167 60H168V62H167ZM236 60V61H237ZM242 60H243V62H245V63H243L242 62ZM3 61V62H2ZM10 61V62H9ZM18 63H17V62ZM104 61V62H103ZM106 61V62H105ZM110 61V63H108ZM155 61V62H154ZM216 61L215 62H213V63H215L216 64ZM217 61V63H219ZM247 61V62H246ZM15 62V64H13ZM34 62V63H35ZM148 63V65H147V63ZM149 62H150V64H149ZM165 62V61H164ZM249 62V63H248ZM17 63V64H16ZM28 63V64H27ZM103 63V64H102ZM104 63H105V67H104ZM155 63H157V67L159 68H156V64ZM171 63V64H170ZM20 64V65H19ZM25 64V65H24ZM88 64H90V67H88L89 65ZM93 64V65H92ZM99 64H101V67L103 68H101V70L98 72V75H96V68L98 67V65ZM152 64H155V65H153L154 67H151L152 66ZM160 64H163V65H160ZM214 64V65H215ZM233 64H231V68H235V66L233 67ZM171 65V66H170ZM212 64H210L209 65V67L211 66ZM214 65H212L211 67L213 68V66ZM238 65L236 66V68L238 67ZM244 65V66H243ZM246 65V66H245ZM5 66V67H4ZM20 66V67H19ZM26 66V67H25ZM29 66V67H28ZM151 68H150V67ZM164 67V70H162L163 69V67ZM166 66V67H165ZM169 66V67H168ZM229 66V65H228ZM227 66V67H228ZM24 67H25V69L27 68V72L25 71V69H24ZM50 66H47L46 68H49ZM82 67H83V70H82ZM93 67V68H92ZM95 67V68H94ZM99 67H100V65H99ZM168 67V68H167ZM208 67V68H209ZM230 67V66H229ZM18 68V69H17ZM29 68V69H28ZM149 68V69H148ZM162 68V69H161ZM205 68V67H204ZM207 67L205 68V70L206 71H208L209 69H211V68H209L208 69ZM239 68V67H238ZM152 69H157V70H159V71H154V70H152ZM161 69V70H160ZM15 70V71H14ZM29 70V71H28ZM32 72H31V71ZM148 70H151L152 72H150V71H148ZM10 71H11V74H10ZM43 71V72H42ZM96 71V72H95ZM160 71H163V72H160ZM22 72V73H21ZM24 72V73H23ZM29 72H30V74H32L33 72V74H32V76L29 74ZM87 72L89 73V74H87ZM95 74H94V73ZM148 72H150V73H148ZM153 72H156V73H153ZM28 73V74H27ZM37 75H36V74ZM39 73V74H38ZM25 74H27V76L25 75ZM43 74V75H42ZM87 74V75H86ZM90 74H94V75H90ZM149 74V75H148ZM151 74V75H150ZM156 74H160V76L158 75V79H156L157 78V75ZM162 74V75H161ZM17 75V76H16ZM29 75V76H28ZM33 75H34V77L36 78V76H38V78H33ZM39 75H41V76H39ZM145 75V76H144ZM152 75L155 77H153V78H149V77H152ZM166 75H168V74H166ZM43 76V77H42ZM87 76H89V77H87ZM163 76H164V78H163ZM27 77V78H26ZM40 77H42V79L40 78ZM133 77V78H132ZM167 77V78H166ZM6 78V79H5ZM22 78V79H21ZM26 78V79H25ZM34 80V82L33 83H35L36 82V84H33L32 83V81L30 80ZM83 78H85L84 80L86 81V82H84V80H83ZM87 78H88V80H87ZM161 78V79H160ZM25 79V80H24ZM89 79H91V80H89ZM130 79V80H129ZM153 79H155V80H153ZM37 80V81H36ZM43 80H45V81H43ZM94 80H95V82H94ZM110 80H111V82L112 83H110ZM115 80V81H114ZM131 80H136V83L135 82H131ZM138 80H140V81H138ZM152 80L153 81H156V82H154V84L152 83ZM162 82H161V81ZM167 82H166V81ZM23 81V82H22ZM26 81V82H25ZM40 81H42V82H40ZM91 81V83H89ZM93 81V82H92ZM158 81H160V82H158ZM19 82V83H18ZM32 83V84H30V83ZM39 82V83H38ZM123 82V83H122ZM137 82L139 83V84H137ZM163 82H165L167 85H166V87H168L167 89L165 88L164 89V87H161V85L160 84H162V86L165 84H163ZM29 83V86L27 85ZM84 83V84H83ZM88 83V85H85V84H87ZM127 83H128V85H127ZM132 83V85H130V84ZM135 85H134V84ZM25 84V85H24ZM40 84H41V86H40ZM81 84V85H80ZM108 84V85H107ZM117 84V85H116ZM148 84V85H147ZM149 84H151L150 86H149ZM12 85V86H11ZM27 85V86H26ZM40 86L39 88H38V86ZM78 85V86H77ZM105 85H106V87H105ZM113 85H115V87L114 88H112L113 87ZM135 86V88H134V86ZM146 85V86H145ZM42 86H43V88H42ZM91 86H92V88H91ZM108 86V87H107ZM127 86V87H126ZM132 87V89H135V90H132L131 89V87ZM144 86H145V88H144ZM158 86V87H157ZM161 88H160V87ZM165 86V85H164ZM14 87V88H13ZM29 87V88H28ZM83 89H82V88ZM89 87V88H88ZM94 87V88H93ZM104 87H105V89H104ZM109 87H110V90H109ZM154 87H156V89L157 88H160L159 90L157 89H155ZM2 88V89H1ZM22 88V89H21ZM26 88H27V90L29 91H27L26 90ZM42 90H41V89ZM60 89L61 88V85H57L56 87H55V89ZM80 88H81V90H80ZM121 88V89H120ZM150 88V89H149ZM38 89V90H37ZM57 89V90H58ZM98 89V90H97ZM100 89L102 90V91H100ZM114 89H117V90H114V92H113V90ZM124 91H123V90ZM136 89H139L140 91H138V90H136ZM149 89V90H148ZM170 89V90H169ZM2 90H4V91H2ZM20 91V92H18V91ZM32 90H33V93L35 92V93H37L36 91H38V93L37 94H35L34 93V95L32 94ZM36 90V91H35ZM75 90V91H74ZM107 90V91H106ZM112 90V91H111ZM128 90V91H127ZM150 90H151V93L153 92V94H151L150 93ZM152 90H154V91H152ZM156 90V91H155ZM162 90V91H161ZM17 91V92H16ZM24 91H26L27 93H24ZM90 91V93H88ZM97 91V92H96ZM105 91V92H104ZM109 91V92H108ZM110 91H111V93H110ZM118 91V92H117ZM125 91H126V93H125ZM142 91L144 92V93H142ZM21 92H23L24 94H22ZM39 92H41V95H40V93ZM49 92V93H48ZM98 92H101V94H104L105 95V97L104 98H102V99H100V98H98L99 97V94L100 93H98ZM122 92V94H120ZM140 92V93H139ZM157 92V93H156ZM236 92V91H235ZM18 93H20L19 95H18ZM78 93V94H77ZM106 93H107V95H106ZM113 93V94H112ZM117 93V94H116ZM128 93V94H127ZM138 93V94H137ZM147 93V94H146ZM233 93V94H232ZM236 93H238V92H236ZM236 93H234V92H229V94H225V96L224 95H222L221 96V98L223 99V100H225V98H228V96H230V94L232 95L231 97H229L228 98V100H229V102H230V104L229 105H227L228 104V101H227V99H226V102L227 103H223L222 105H223V107L222 108H225V105H226V108H228V109H230L231 108V106H232V104L233 103H240V102H242L243 100H244V98L243 97H239L238 96V94H236ZM13 94H15V95H13ZM39 94V95H38ZM45 94V95H44ZM48 94V95H47ZM89 94V95H88ZM94 96H93V95ZM109 94V95H108ZM115 94V95H114ZM119 94V95H118ZM131 94V95H130ZM142 96H140V95ZM146 94V95H145ZM152 95V96H149V95ZM154 94H155V96L156 97H154ZM159 94V95H158ZM235 94V95H234ZM264 94V93H263ZM124 95V96H123ZM128 97H127V96ZM133 95V96H132ZM139 95V96H138ZM145 95V96H144ZM236 95H237V98H235L236 97ZM76 96V97H75ZM88 96V97H87ZM89 96H91V98L89 97ZM112 96V97H111ZM116 96V97H115ZM133 98H132V97ZM147 96V98L145 99V97ZM162 96V97H161ZM264 96V95H263ZM9 97H11V98H9ZM96 99H95V98ZM124 97H126V98H124ZM132 98V99H128V98ZM139 97H141V98H139ZM151 97V98H150ZM167 97V98H166ZM9 98V99H8ZM149 98V99H148ZM159 98H160V100H159ZM163 98V99H162ZM170 98H171V102H169L170 101ZM243 98V99H242ZM262 98H264V97H261L260 99H259V101H262L261 99ZM8 99V101H5V100H7ZM107 99V100H106ZM135 99V100H134ZM153 99H155L154 100V102H153ZM168 101H167V100ZM173 99V100H172ZM234 99H236L237 101H234ZM240 99H241V101H240ZM10 100V101H9ZM97 100L99 101V100H101V101H105V103L104 102H100L99 101V103L101 104H98V102H97ZM117 101V103H116V101ZM122 100V101H121ZM166 100V101H165ZM3 101H5V102H3ZM74 101H76V100H74ZM73 101V102H74ZM111 102V104H110V102ZM129 103H128V102ZM147 101V102H146ZM239 101V102H238ZM257 102V104H256V102H255V105L253 106V108H255V109H253L252 110V112H254V110H256L258 113L259 112H261L260 110L258 111L257 110V108L258 109H261V110H264V106H263V108L261 107L262 105H264L263 103H264V99H263V101H262V105H261V103L260 102ZM19 102H20V105H19ZM46 102V103H45ZM107 102V103H106ZM121 102V103H120ZM125 102H126V104H125ZM132 102V103H131ZM162 102H165V103H163V104H169L168 106H165V105H162ZM222 102H224V101H222ZM25 103V104H24ZM94 103H97L98 105H100L99 106V108H97L98 107V105L96 104V109H94L93 108V106H94ZM124 103V104H123ZM127 103H128V105H127ZM135 105H138V107L137 106H135ZM157 103V104H156ZM161 103V104H160ZM24 106H23V105ZM120 104V105H119ZM125 106L124 107V109H122L123 107V105ZM129 104H132V105H129ZM139 104L140 105H142L143 104V106H140L139 107ZM23 107H22V106ZM31 105V106H30ZM44 105V106H43ZM107 105V106H106ZM113 105V106H112ZM114 105H119V106H114ZM127 105V106H126ZM150 105L152 106V107H150ZM19 106H21V108H19ZM40 106V107H39ZM132 106V107H131ZM133 106H135L134 108H133ZM157 106V107H156ZM257 108H256V107ZM18 107V108H17ZM44 107L46 108V109H44ZM84 107H86V108H84ZM108 107H109V109H111V111L108 109ZM111 107V108H110ZM114 107V109H112ZM119 107V109H120V107H121V109H120V111H130V112H125V113H131V114H126L125 115V113H124V111H123V113L122 112H120L118 109H116V108H118ZM126 107H128V108H126ZM129 107L131 108V109H129ZM144 107V108H143ZM251 107V106H250ZM261 107V108H260ZM17 111V113H16V111L14 110V109ZM17 108V109H16ZM40 108V109H39ZM42 108V109H41ZM84 109V110H82V109ZM137 109L136 110V113L138 114L139 113V111H140V115H137L136 113H134L135 111L133 110V109ZM140 108V109H139ZM147 108H149V109H147ZM154 108V110H157V113H156V111H154V110H152L151 112H150V109H153ZM12 109V110H11ZM88 109L92 112H90V114L92 115V119H91V115L89 114V111H88ZM104 109H105V112H104ZM116 109V110H115ZM126 109V110H125ZM129 109V110H128ZM38 110V111H37ZM42 110V111H41ZM60 110V111H59ZM61 110H64V111H61ZM98 110L99 111H103V112H98ZM108 110V111H107ZM113 110H115V112L113 113L112 111ZM131 110H133L134 112H132ZM144 110V111H143ZM149 110V111H148ZM48 111V112H47ZM53 111V112H52ZM82 111H84V112H82ZM96 111V112H95ZM117 111H119L118 112V114H116V112ZM36 112V113H35ZM59 112V113H58ZM63 113L62 115H60V113ZM82 112V113H81ZM111 112V113H110ZM142 112V113H141ZM38 113V114H37ZM39 113H40V115H39ZM47 113V114H46ZM49 113V114H48ZM54 113V114H53ZM98 113V114H97ZM105 115H104V114ZM108 113H110L111 115H112V119L114 120L113 122H115V121H117L116 122V124L117 125H115V123H112L111 122V124L112 125H110V122H108L106 119H107V117H109L110 118V115L108 114ZM121 113V114H120ZM132 113H133V115L134 114H136V116L134 117V116H130V115H132ZM151 115H150V114ZM153 113V114H152ZM45 114V115H44ZM53 114V115H52ZM79 114V115H78ZM85 114V115H84ZM88 114H89V116H88ZM94 114V115H93ZM97 114V115H96ZM100 114V115H99ZM103 115V118L105 117V116H107L103 121H102V115ZM107 114V115H106ZM115 116H114V115ZM119 114H120V118H119ZM124 114V116L122 117V115ZM144 115V116H141V115ZM155 114V115H154ZM252 114V113H251ZM1 115H3L2 117H1ZM33 115H34V117H33ZM39 116L40 118H42V120L39 118V117H37V116ZM48 116V115H52V116H50V118H49V116L48 117H46L45 118V116ZM80 115H81V117H80ZM98 115H99V117H98ZM147 115V116H146ZM149 115V116H148ZM32 116V117H31ZM43 116H44V118H45V120L43 119ZM75 116V117H74ZM76 116H78V117H76ZM96 117V118H93V117ZM117 116H118V118H117ZM125 116H126V118H125ZM127 116H128V118H127ZM137 116H140V117H142V118H138ZM148 117L147 119H144V118H146V117ZM187 116V117H186ZM53 117H55V118H53ZM60 117H61V119H60ZM80 117V118H79ZM86 117H90V119H88V118H86ZM97 117H98V120H97ZM114 117V118H113ZM116 117V118H115ZM138 119H137V118ZM180 117H182V119L180 118ZM186 119H185V118ZM257 117H258V115H257ZM261 117V118H260ZM259 117V119L258 120H260V121H258V124H257V121H253V120H251V121H249V122H247V124L249 125V126H247V124L245 125V122L243 121V119L241 118V121L239 120V127H240V123L241 124H243V125H241V127L238 129V131H236V133H232V137H228V138H226V136H225V140H227V141H225L224 139H223V144L225 143V145L227 146L228 144H232V145H228L227 146V151H228V156H230L231 157V155L232 156H236V154H240V153H242V152H244V151H242L243 150V148H244V150H246V149H248L249 147H251V145H252V147H253V145L255 146V147H257L258 148V146H259V143H264V138H263V136H264V134L262 133V132H264V128L262 127L263 125H264V116H260ZM32 118V119H31ZM73 118H78L77 120L78 121H75L76 119H73ZM82 118V119H81ZM122 118H123V120H122ZM126 119V122L124 121L125 119ZM180 118V119H179ZM263 118V119H262ZM12 119V120H11ZM34 119H36V120H34ZM40 120L41 121V123H40V121H38V120ZM59 119V120H58ZM73 119V120H72ZM81 119V120H80ZM84 119V120H83ZM87 119V120H86ZM117 119V120H116ZM130 120V121H133V123L132 122H130V121H128V120ZM132 119V120H131ZM143 119H144V121H143ZM154 119V118H153ZM27 120V121H26ZM56 120V121H55ZM92 120H93V122H92ZM100 120L102 121V122H100ZM137 120V122H135ZM174 120V119H173ZM245 120V119H244ZM255 120H256V117H255ZM261 120H263V121H261ZM26 121V122H25ZM31 121V122H30ZM42 121H44V122H42ZM47 121V122H46ZM50 121V122H49ZM53 121V122H52ZM75 121V122H74ZM82 121V122H81ZM84 121V122H83ZM118 121H120V122H122V123H120V122H118ZM124 121V122H123ZM139 121H143L144 122V124H142L141 122H139ZM170 121V120H169ZM7 122V123H6ZM32 122H34V124H32ZM37 122V123H36ZM38 122H39V125H38ZM46 122V123H45ZM88 122V123H87ZM89 122H90V124L92 125V126H90V125H87L88 126V128H87V126H86V123L87 124H89ZM139 122V123H138ZM251 122L253 123V125L251 124ZM255 122V123H254ZM260 122V123H259ZM29 123H31V125L34 127H32ZM49 123H50V125H49ZM57 123V124H56ZM71 123H73V125H70ZM76 123V124H75ZM84 124L85 123V125H84V127H83V125L82 124ZM95 123V124H94ZM98 123H99V125L100 126H97L98 125ZM120 123V124H119ZM131 125H130V124ZM138 123V124H137ZM175 123V124H174ZM177 123H178V126H177ZM204 122H201L200 124H203ZM263 123V124H262ZM40 124H41V126H40ZM58 125V126H56V125ZM103 124H105V125H103ZM108 124V125H107ZM130 125V127H132L133 129H136V131H134L132 128L131 129H129V126L128 125ZM185 124V125H184ZM187 124V125H186ZM191 124V125H190ZM28 125V126H27ZM32 127V128H30V126ZM38 125V126H37ZM78 125H80V126H78L79 127V129H77L78 127L77 126ZM82 125V126H81ZM94 125H96V126H94ZM120 125V126H119ZM122 125H124L123 127H125V128H123L122 127ZM126 125L128 126V129H127V127H126ZM138 125V126H137ZM142 125V126H141ZM197 127H196V126ZM247 126L248 128H246L245 126ZM12 126V127H11ZM49 126V127H48ZM55 126H56V128H55ZM59 126H60V128H59ZM70 126H71V128H70ZM75 126V127H74ZM86 126V127H85ZM89 126H90V129H89ZM94 126V127H93ZM102 126H105V127H102ZM108 126V127H107ZM116 126H117V128H116ZM119 126V127H118ZM140 126V127H139ZM191 127V128H187V127ZM251 126V127H250ZM258 126H260L261 128H263V129H260V127H258ZM51 127V128H50ZM81 127H83V129L81 128ZM92 127V128H91ZM102 127V128H101ZM135 127H137V128H135ZM169 129H168V128ZM180 127H183V128H180ZM186 127V129L184 130V128ZM194 127V128H193ZM195 127L196 128H198L197 130H196V132L194 131L195 130ZM255 127H256V129H255ZM25 128V130H23ZM30 130H29V129ZM38 128V129H37ZM86 128V129H85ZM95 128V129H94ZM101 130H100V129ZM107 128H111L110 130H108ZM114 128V130H112ZM120 130H119V129ZM18 129H20L19 130V132H18ZM28 129V130H27ZM38 131H37V130ZM56 130V131H58V132H54V130ZM72 129H73V131H72ZM76 129V130H75ZM80 129H81V131H80ZM99 129V130H98ZM103 129V130H102ZM104 129H106V131L104 130ZM119 131H118V130ZM173 129V130H174ZM190 129V130H189ZM246 129V130H245ZM251 129V130H250ZM260 131H259V130ZM30 131L29 132V135L27 134V131ZM65 130H68L67 132L65 131ZM79 132H78V131ZM88 130V131H87ZM122 130H124V131H127L128 132V134H127V132H125L124 133V131H122ZM129 130H131L130 132H129ZM228 130V129H227ZM245 130V131H244ZM249 130V131H248ZM255 130H257V131H255ZM23 131H25L24 133H22ZM62 131V132H61ZM63 131L65 132V133H67V134H65V136H62V134H63ZM82 131H84V132H82ZM93 131H95V132H93ZM98 131V132H97ZM99 131H100V133H99ZM109 133H108V132ZM116 132V133H113V132ZM158 131H160L159 133L161 134V137L163 138V140L160 138V139H156L155 141H151L152 139H153V135H154V138L155 137H160V135H159V133H158ZM162 131H167V135L168 134H171V135H164L163 134V132ZM182 131H183V133L184 134H181L182 133ZM193 133H192V132ZM246 132V136H245V133L244 132ZM249 133H248V132ZM252 131V132H251ZM255 131V132H254ZM31 132H32V136H30L31 135ZM45 132H46V134H45ZM53 132H54V134H53ZM68 132L70 133H76V134H74V135H76V137L73 135V134H71L70 133V135L68 136ZM81 132V133H80ZM89 134H88V133ZM97 132V133H96ZM102 132H104V133H102ZM120 132H122V134L120 133ZM131 132H133L132 134H131ZM134 132L136 133V134H134ZM157 132V133H156ZM191 132V133H190ZM215 132H218V131H214L213 133H215ZM240 132V133H239ZM254 132V135L252 136L251 134ZM258 132V133H257ZM15 133H17L16 134V136H15ZM86 133V134H85ZM99 133V134H98ZM105 133H107V134H105ZM179 133V134H178ZM186 133V134H185ZM225 133H226V131H225ZM230 132H229V130H228V134H229ZM239 133V134H238ZM242 133V134H241ZM23 135V137H19V136H21V135ZM27 134V135H26ZM55 134H57V136H58V134H59V136L61 135V137H59L58 139H56L55 137H54V135ZM102 134H105V135H102ZM108 134H111L109 137H108ZM117 134H120V135H117ZM125 134H126V136H125ZM237 134V136H235ZM244 134V135H243ZM259 134H262V136L261 137H258L256 140L254 139V141L252 140L253 138H256V136H258ZM14 135V136H13ZM43 135H45V136H43ZM52 135H53V138H55L57 141H55L54 139L52 140ZM73 135V136H72ZM79 135H82V136H79ZM88 137V138H86V136ZM94 135H95V137L97 138L98 136L100 137L101 135H102V137H98L97 139L96 138H94ZM114 135L116 136V137H114ZM129 135V136H128ZM135 135V136H134ZM156 135V136H155ZM163 135V136H162ZM172 135L174 136V138L172 137ZM177 135H180V136H184V137H186L185 138V140L183 139L182 141H180V142H176V141H179L178 139L177 140H174V141H172L173 139H175L176 137L177 138H179L180 136H177ZM224 135V134H223ZM230 135H231V133H230ZM243 137H242V136ZM251 135V136H250ZM256 135V136H255ZM44 138H43V137ZM67 136H68V138H67ZM71 136H72V138H71ZM85 136V137H84ZM123 137V141H122V143L121 144H118L117 145V143H115V142H117L118 141V139L119 138H121V137ZM128 136V137H127ZM147 136V137H146ZM240 136V137H239ZM17 137H18V139H17ZM46 137V138H45ZM69 137H70V139H69ZM77 138L76 140H75V138ZM83 137V138H82ZM90 137V138H89ZM93 137V138H92ZM104 137H106V140H105V138ZM112 137H114V139L112 138ZM125 137V138H124ZM130 137H131V139H130ZM148 137H150V138H148ZM164 137H166L165 139L167 140V138L169 139V137H170V140L172 141V143H170L171 141L170 140H165L164 139ZM172 137V138H171ZM245 137H247V141H246V138ZM249 137H251V138H249ZM60 138H62V139H60ZM64 138V139H63ZM82 138V139H81ZM118 138V139H117ZM129 138V139H128ZM132 138H134V140L136 141H133L132 140ZM241 138V140H242V142L243 143H241L240 144V142H241V140L240 141H238V142H235V141H237V139H240ZM243 138V139H242ZM69 141V142H67V140ZM72 139V140H71ZM84 139V140H83ZM85 139H86V141H85ZM87 139H89V140H87ZM93 139H95L94 141H93ZM100 139V140H99ZM113 139V140H112ZM117 139V140H116ZM148 139V140H147ZM228 139H229V141L231 142H229L228 141ZM233 139V140H232ZM263 139V140H262ZM23 140V141H22ZM59 140H61L63 143H61V141H59ZM65 141V143H64V141ZM73 140H74V142H75V144H74V142H73ZM79 140H81V141H79ZM102 140V141H101ZM104 140V141H103ZM125 140H131L132 142L130 143H125V142H128V141H125ZM160 140V141H159ZM199 140V141H198ZM198 140H196L194 143H195V145L193 146H191V149L192 150H200V149H203L204 148V150H203V152H201L200 153V157L199 156H195V157H199V159H204V160H207V159H209V157L210 158H212L214 155H212L213 153H215L216 151H217V153H218V151L219 150H222V147L223 146H225V145H223V144H216L217 145V147L215 148V144H212V145H208V144H206V145H204V143H202V141H201V138L200 139H198ZM232 140V141H231ZM250 140H251V143H250ZM257 140H259V142L257 141ZM260 140H262V141H260ZM28 143H27V142ZM55 141V142H54ZM77 141H79L77 144H76V142ZM85 141V142H84ZM90 141V142H89ZM115 141V142H114ZM125 141V142H124ZM201 141V142H200ZM26 142V143H25ZM32 142V143H31ZM54 142V143H53ZM73 142V143H72ZM101 142V143H100ZM110 142H111V145L114 143V145H112V147L114 148V150L113 151H116V152H118L117 153V156L114 158V160L112 161V163H114V164H112V163H110L109 164V166L108 165H103V162H102V159L100 158V157H102V148L101 147H104V145L105 144H110ZM134 142H135V144H134ZM165 143L166 142V144H165V146H164V144H161V143ZM169 142V143H168ZM174 142H176V143H174ZM186 142V143H185ZM196 142H198L197 144H196ZM199 142L200 143H202V144H199ZM233 142L236 144H234L233 145ZM25 143V144H24ZM70 143V144H69ZM98 143H99V145H98ZM127 145V147L125 146V144ZM178 143H184L183 145L182 144H180V145H182L181 147L179 146V144ZM228 143V144H227ZM250 143V144H249ZM253 143V144H252ZM61 144H62V146H61ZM66 146H65V145ZM69 144V145H68ZM135 145V147H134V145ZM168 144H170V146H171V144L173 145L172 147L174 148H176V146H177V152H175V150H174V153H173V148H171L172 150H170V147H169V145ZM177 144V145H176ZM198 144L200 145V146H198ZM237 144H239V146L237 145ZM243 144V145H242ZM258 144V145H257ZM28 145V146H27ZM75 145V146H74ZM79 145V147L77 148V146ZM161 145H162V147H161ZM205 147H204V146ZM220 145V146H219ZM261 145V144H260ZM9 146V147H8ZM20 146H22V147H20ZM23 146H25V147H23ZM27 146V147H26ZM59 146H61V147H59ZM72 146H73V148L74 147H76V148H74V151L72 152L73 154L71 155L72 157H70V161L69 162H61L62 160H61V155H62V151H63V153L65 152V150L67 151L68 149H70L69 147H71L72 148ZM117 146V147H116ZM120 146H121V148H120ZM124 146V147H123ZM129 146H130V148H129ZM166 146H167V148L169 149V151H166ZM198 146V147H197ZM209 146V147H208ZM211 146V147H210ZM214 146V147H213ZM233 146H234V149H233ZM238 146V147H237ZM14 147V148H13ZM28 147H30V148H28ZM49 147V148H48ZM65 147V148H64ZM68 147V148H67ZM100 147V148H99ZM123 147V148H122ZM126 147V148H125ZM133 147V148H132ZM154 147V148H153ZM155 147L157 148V150L155 149ZM165 147V148H164ZM193 147V148H192ZM195 147V148H194ZM213 147V151H212V154H211V150L212 149H210V148H212ZM235 147H237V148H239L240 150H241V152H240V150L238 149V151H237V149L235 148ZM241 147H243V148H241ZM260 147V146H259ZM20 150H19V149ZM25 148V149H24ZM28 148V149H27ZM63 148V150H61ZM117 148H119V149H117ZM135 148V149H134ZM174 148V149H175ZM207 148V149H206ZM208 148H209V150H210V152H209V150H208ZM218 148V149H217ZM246 148V149H245ZM6 149V150H5ZM58 151H60V152H58ZM76 149V150H75ZM98 149V150H97ZM100 149V150H99ZM117 149V150H116ZM122 149V150H121ZM124 149V150H123ZM131 149H134V151L132 150V151H130ZM157 151H155V150ZM216 149V150H215ZM230 149V150H229ZM233 149V150H232ZM26 150H27V152H26ZM52 150H55V154H54V151H52ZM129 150V151H128ZM154 150V151H153ZM10 151L12 152V153H10ZM57 151V152H56ZM125 151V152H124ZM208 151V152H207ZM229 151H231V152H229ZM235 151V152H234ZM237 151V152H236ZM3 152V153H2ZM17 152H19V153H17ZM100 152V153H99ZM116 152L114 153V154H116ZM124 152V153H123ZM128 152V153H127ZM150 152V153H149ZM152 152H153V154H152ZM163 152H168L167 154L169 155H167L166 154V156H168V159H166L167 157L165 156V153L163 154ZM172 152V153H171ZM238 152H240V153H238ZM5 153V154H4ZM61 155H60V154ZM99 153V154H98ZM121 153V156L119 155ZM203 153V154H202ZM229 153H231V154H229ZM236 153V154H235ZM13 154H14V156H13ZM16 154H17V156H16ZM25 154H27V155H25ZM50 154H52V155H50ZM57 156L58 158H56L55 159V156ZM75 154V155H74ZM78 154V155H77ZM127 154V156H125ZM131 154V155H130ZM6 155H7V157L9 158L10 156V158H9V160H8V158H6ZM9 155V156H8ZM37 155H40V156H37ZM50 155V156H49ZM59 155V156H58ZM119 155V156H118ZM209 155H211V156H209ZM4 158V159H2V157ZM41 156H42V158H41ZM46 156V157H45ZM74 156H77V157H74ZM80 156V157H79ZM100 156V157H99ZM164 156H165V158H164ZM209 156V157H208ZM16 159H15V158ZM21 157H22V159H21ZM50 159H49V158ZM54 157V158H53ZM78 157H79V159H81V160H79V161H76V160H78ZM83 159H82V158ZM119 158V159H117V161H116V158ZM20 158V159H19ZM28 158V159H27ZM44 158V159H43ZM46 158V159H45ZM74 159V161H73V159ZM97 158H99V159H97ZM14 159H15V161H14ZM20 160V162L21 161H23V162H21L22 164L23 163H25V164H23V165H21L20 167H22L21 169H20V167H19V165L21 164L20 162V164H18V163H16V162H18L19 160ZM27 159V160H26ZM34 161H33V160ZM97 159V160H96ZM122 159H123V162H121L122 161ZM168 161V162H165L164 163V161H166V160ZM172 159V158H171ZM5 160V161H4ZM10 160H13V161H10ZM31 160H32V163H30L31 162ZM55 160L57 161V162H55ZM84 160H86V161H84ZM121 160V161H120ZM26 161V162H25ZM30 161V162H29ZM73 161V162H72ZM116 161V162H115ZM124 161L126 162V164H123L124 163ZM134 162L136 161V159H134L133 160ZM132 161V162H133ZM14 162V163H13ZM29 162V163H28ZM55 162V163H54ZM59 162H61V163H59ZM77 162H79V163H77ZM83 162V163H82ZM89 162V163H88ZM102 162V163H101ZM119 162H121V163H119ZM131 162V161H130ZM172 164H171V163ZM175 162L176 163H178V164H175ZM5 163V164H4ZM8 164V166H7V164ZM64 163V164H63ZM68 163H70L69 165H68ZM82 163V164H81ZM97 163H95V165L97 164ZM102 165H101V164ZM169 163H170V165H169ZM181 163V164H180ZM241 163V162H240ZM244 165H243V164ZM242 163L239 165H236L234 168H231V170L233 169V170H235V171H233V172H235V176H238V175H241V170H243V167L244 166H246L245 168L247 169V167H250L251 165H253L254 163H252V162H248V161H242ZM16 164V165H15ZM29 164V165H28ZM51 164H52V166H51ZM55 164V165H54ZM77 164H79V165H77ZM87 165V166H85V165ZM117 164H120V165H118V166H120V168H118V166H117ZM126 165L125 166V168H127V170L124 168V169H121V168H123V167H121V165ZM184 164V165H183ZM246 164V165H245ZM4 165H6V166H4ZM11 167H10V166ZM15 165V166H14ZM65 165H66V169L64 168L65 167ZM72 165H73V169H72ZM76 165V166H75ZM82 165V166H81ZM112 165H113V167H112ZM165 165H168L167 167L168 168H166V166ZM177 165H179L178 167L179 168H177ZM242 165H243V167H242ZM81 166V167H80ZM85 166V168L83 169V167ZM130 166V165H129ZM172 166V167H171ZM173 166H174V169H173ZM184 168V170L181 168ZM240 166H241V168L242 169H240ZM67 167H68V169H67ZM75 167V168H74ZM80 167V168H79ZM103 167V168H102ZM114 167H117V168H114ZM239 167V168H238ZM15 168V169H14ZM19 168V169H18ZM53 168V169H52ZM70 168H71V170L73 171V170H75V171H73V173H72V171L70 172ZM77 168V169H76ZM79 168V169H78ZM83 170H82V169ZM110 168V169H109ZM14 169V170H13ZM23 169V170H22ZM100 169V170H99ZM117 169H120V170H122V171H120V170H117ZM177 169H179V170H177ZM180 169H182L181 171L183 172H176L175 173V171H180ZM237 169H239L240 170V172H238L237 171ZM249 169V168H248ZM17 170V171H16ZM20 170V171H19ZM67 170V171H66ZM80 172H79V171ZM113 170H116L117 172H113ZM123 170H125V172L123 171ZM16 173H15V172ZM84 171H86V172H84ZM127 171V172H126ZM66 172V173H65ZM70 174H69V173ZM82 172V173H81ZM120 172V173H119ZM166 172V173H165ZM229 172H230V170H229ZM232 172V171H231ZM18 173V174H17ZM61 173H63V174H65V175H62ZM79 173V174H78ZM113 173V174H112ZM115 173V174H114ZM117 173V174H116ZM226 173H228V172H226V171H223V173H220V174H226ZM16 174H17V176H16ZM61 174V175H60ZM69 174V175H68ZM75 174V175H74ZM112 174V175H111ZM181 174V175H180ZM20 175V176H19ZM161 175V174H160ZM230 175H232V173L230 174ZM63 176V178H61ZM72 176V177H71ZM112 176V177H113ZM124 176H125V174H124ZM10 177V178H9ZM12 177V178H11ZM67 177H68V179H67ZM112 177H111V179H112ZM165 177H167V176H165ZM72 178V179H71ZM110 179V180H111ZM169 179V178H168ZM16 180L18 181V180H20L19 181V185L18 184H16V186H15V189L12 191V189L10 190V185H12L14 182H16ZM59 180V181H58ZM63 180V181H62ZM70 180V181H69ZM170 180V179H169ZM190 180H188L187 181V183L186 184H183V186L182 185H177V187L171 182L170 183V185H169V187H170V189H169V187L167 188V191H166V189L163 191V194H164V196L165 197H170V196H178V193H179V191L180 190H182V191H180V193H182V192H184L183 190L186 188L187 190H191V189H193V188H195L196 187V183H197V180H195V178L193 177L192 178V180H195V181H193L192 182V180H191V182H190ZM12 183H11V182ZM54 181V182H53ZM64 181H66V182H64ZM72 181V182H71ZM171 181V180H170ZM55 182L56 183H58V186L56 185L55 186ZM60 182V183H59ZM71 182V183H70ZM195 182V183H194ZM11 183V184H10ZM22 183V184H21ZM54 183V184H53ZM67 183V184H66ZM109 183V182H108ZM189 183V184H188ZM8 184H9V186H8ZM63 184V185H62ZM191 184V185H190ZM61 185V186H60ZM66 185H68V186H66ZM172 185H174L173 187H176V189H172ZM184 185H187V186H184ZM189 185V186H188ZM193 185V186H192ZM20 186V187H19ZM24 186V187H23ZM180 186V187H179ZM23 187V188H22ZM100 187H104V185L103 186H100ZM55 188L57 189V192H54V191H56L55 190ZM60 188V189H59ZM178 188V189H177ZM50 189H49V191H50ZM58 189H59V192H58ZM169 189V190H168ZM4 190V191H3ZM16 190H17V193H16ZM172 190V191H171ZM176 190H177V192H176ZM175 191V192H174ZM2 192V193H1ZM5 192V193H4ZM165 192H166V194H168V195H165ZM172 192V193H171ZM171 195H170V194ZM9 194V195H8ZM7 195V196H6ZM8 197H9V199H8ZM12 197V198H11ZM12 199H13V203H12ZM41 199V198H40ZM39 199V200H40ZM44 203H46V201H45V199H43V197H42V199H41ZM37 201V202H40V204L38 203L37 204V202L35 203V207H34V212L35 211H39L43 206H44V203L42 202V201ZM43 203V204H42ZM12 204H13V206H12ZM39 206H41V207H39ZM38 207V208H37ZM36 209V210H35ZM32 210V209H31ZM30 210V211H31ZM118 213H115L114 215L116 216V215H119L120 213L119 212H122V211H117ZM0 213H1V210H0ZM124 213L125 212H123V214L121 215H119L117 218H115V216L114 215H112L111 216V218L109 217V219H111L110 221H109V219H108V222H105L104 223V221L102 222L101 221V223H104V224H102L101 225V223L99 224V225H101L100 227H99V225H98V227L97 228H95V229H97L98 231H96L95 229H94V231H91V237L90 236H87L86 238H84V240L85 239H88V242L86 241V244L87 243H89V240L90 239H92L93 237H95L97 234H99V232H101V231H103L105 228H109L110 230H113V231H115L116 229H117V227H118V224H119V219H120V221H121V219L123 218L122 216H124ZM0 216H1V214H0ZM113 218H114V220H116V221H114L113 220ZM118 219V220H117ZM114 221V222H113ZM118 221V222H117ZM112 222V223H111ZM115 222H116V225H115ZM109 225H108V224ZM105 225V226H104ZM104 226V227H103ZM116 226V227H115ZM102 227V228H101ZM4 228H6L7 229V227H5V226H2L1 227V230H3ZM92 228H93V226H92ZM6 229H4V230H6ZM96 231V232H95ZM95 233L93 236H92V234L93 233ZM90 237V238H89ZM63 239H60L57 243H55L56 244V246H55V244L53 245V244H51V243H49L50 241H38V242H34V241H32V242H30V243H28V244H30L31 245V247H30V245H26V246H24V248L26 249V250H24V249H22L21 250V248H23V247H21V248H19V251H18V255L22 252V253H25V252H29L28 253V255H27V253H25V254H20V256L21 257H23L22 259H23V261L25 260V262L26 263H24V264H46V263H48L49 264V258H51L52 257V255H53V253H56L62 246H63V244H64V240L62 241ZM60 241H62V243H60ZM83 241V239L81 240V242H79V247L77 246L78 244L77 243H74L73 245H72V247H73V249H78V248H80V246L81 247H83V246H86V244L84 243V241ZM47 242V243H46ZM44 243V244H43ZM81 243H84V245H82ZM33 244V245H32ZM41 244L42 245H45L44 247L43 246H41ZM59 246H58V245ZM77 244V245H76ZM34 245H35V247H34ZM48 245L49 246H51V247H48ZM53 245V246H52ZM74 245H75V247H74ZM32 246H33V249H32ZM45 247L47 248V249H45ZM42 248H44V251H43V249ZM40 249H41V251L42 252H46L47 253V255H49L48 257L46 256L45 258L43 257V256H39V255H37L38 253H39V251H40ZM49 249H50V251H49ZM54 251H53V250ZM21 250V251H20ZM39 250V251H38ZM53 252H52V251ZM25 251V252H24ZM31 251V252H30ZM49 251V252H48ZM96 253H94V252ZM42 252H40L39 254L41 255H46V253L44 254V253H42ZM91 252V253H90ZM87 255H86V257H85V259H84V261H83V263L84 264H86L85 262H87V264H93V263H98V261H100V264H102L105 260H106V258L103 256V257H101V258H97L98 260H94V259H96V258H94L95 256H97V251H95V250H91ZM92 252H93V254H92ZM32 253V254H31ZM35 253V254H34ZM50 253V254H49ZM92 255V257H91V255ZM25 255H27L28 257H26V259H25ZM29 255H30V259H29ZM37 255V256H36ZM89 256V257H88ZM36 257H40V259L38 260V261H36ZM28 258V259H27ZM48 258V259H47ZM92 258H93V261H92ZM87 259V260H86ZM100 259V260H99ZM103 259H105V260H103ZM35 260V261H34ZM42 260H45V261H42ZM46 260H47V262H46ZM86 260V261H85ZM31 261V262H30ZM43 263H42V262ZM95 261V262H94ZM103 261V262H102ZM30 262V263H29ZM35 262V263H34ZM37 262H39V263H37ZM44 262H46V263H44ZM51 264H52V259H51ZM95 263V264H96ZM99 264V263H98Z\"/></svg>",
    "mask_w": 264,
    "mask_h": 264
}]
</instances>
